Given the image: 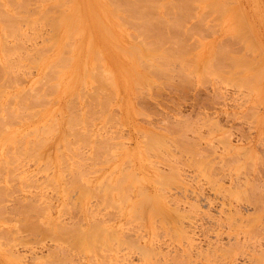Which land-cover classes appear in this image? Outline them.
Returning <instances> with one entry per match:
<instances>
[{"label": "rangeland", "instance_id": "rangeland-1", "mask_svg": "<svg viewBox=\"0 0 264 264\" xmlns=\"http://www.w3.org/2000/svg\"><path fill=\"white\" fill-rule=\"evenodd\" d=\"M1 1H2L3 5H5V10H7V11L9 10L10 6L12 7V10H13V6H14V8L18 7V5H19V7L21 6L18 2H17L18 5L16 4V1H18V0H16V1L13 0L14 3L13 2L10 3L9 1H11V0H9V1L8 0H1ZM6 1H8L10 6H9V4L6 3ZM113 1H115V0H113ZM113 1L111 0V2H113ZM117 1L123 2V0H117ZM124 1L126 3L122 4L121 7H118L114 3H112L113 5L111 4L112 5L111 6L108 0H74L75 3L72 2V0H71V2H70V0H64V8L60 7L59 5L53 6V8L58 9L59 12H62L65 9V12H68V13H70L69 9L73 8V6H75V12L71 13V16L73 18H75V21L78 22V25L80 24V26H77L76 28H78V30L81 29V32H82L81 34H84V36L87 33V35L85 36V39H84V36L82 37L81 34L79 35L80 32L77 33V32L73 31V33H75V34L73 35L72 32H70L72 35L70 33H68L69 35L67 37H65V40H64V46L66 44V45H68L67 47H69V44H70V48L73 45L74 48L76 49V50H74V48L72 47V49H73L72 53H73V51H74V53H73V55L70 56V63L72 64L73 60L76 61V62L73 61V63L75 62L76 65H77V63L78 64L80 63V66L77 65V68H76V66H71V64L68 62L69 58L67 56L71 54V51L68 48V50H69L67 52L68 54L65 52V51H67V48L66 47L64 48L63 44H62L63 40L61 38L64 37V35H62V31L61 30L59 31V28H56V27H54V29H53L52 28L53 25H51L52 23L50 21H49V23H51V24H49V23L47 24L46 22H48V20H46V18L43 17V15L40 14V12H35V13H39V15H41L42 19L45 18L44 21H46V22H44V23L47 24V25H44L45 27L42 25V27H43L42 28L41 24H42L43 20L40 21V26H39V21H38V23L35 21L37 23V25L39 26V32H40L39 33L37 31L38 28L36 30V27H38V26L35 25L36 23L34 21L32 23V20H35V19L37 20V18H39L38 20H40L41 17L40 16L38 17V14H35L34 12L33 13L27 12V10L25 9L24 6H23L24 10H26V12H27L26 16L29 14V17L27 16V18H30L33 27L36 26L34 28L36 31L35 32L32 31L33 30V28H31L32 26L31 27L28 26L29 23L27 22V19L25 18L27 23L23 22L24 20L21 21L23 23L21 25L22 26L21 31L22 32L24 31L25 33L29 32L28 35L32 34L31 36L33 39H31L30 38L31 36H30L28 38L30 41L29 42L26 41V40H28V39H26V37H28V36H26L27 34H25L24 32H23V35L26 36L25 38L23 37L22 34H18V35L16 34V35L20 36L21 39L22 38L25 39L26 42L24 41L25 42L24 45H26V47L28 46L29 50H31L33 54H35V52L33 50H34V47H36V44H38V46H37V48H38V47H41L42 45H43V47H45L48 43L53 42L51 45L48 44V45H50L49 47L51 48L52 52L50 51V48L48 47V45H47V47L49 49L48 50L49 52L47 51L48 54L45 53L46 51L42 52L43 50H41L42 53H45L47 55L43 54V56H42V53H40L41 54L40 55L35 49L36 54H39L38 56L41 57V58H39V62H38L37 61L38 56L33 55L31 52H28L29 50L24 46H23L24 47L23 49L26 48V50L22 51L21 45L18 46L20 43L17 42V46H18V48H20L19 51H18V48H16L18 53L16 52L15 54H13L15 51H13V49H12L13 55H11L10 53H8L9 46H7L8 49L6 50V47H5L4 51L8 53V56H6V58H3V52L4 51L2 52L1 48H4V47L2 44H5L4 43L5 41H6V44H7V42H9L8 44H10V42L15 43L16 41H15V38L12 37L13 34L9 33L10 30H9V32H7V29H9V28L7 27V29H6V27L4 26L7 23L5 22L6 24H4V23L2 24V22L0 20V66H1V62L3 63L2 64L3 66L5 65L4 62H6V61H4V60L5 59L7 60L9 55L11 57L13 56L12 58L10 57L12 59L11 62H13V60H14V62L18 60V57L16 55H18L19 52L21 54L24 51L27 52V53L24 52L23 55L25 54L24 57L25 56L28 57V60H27L28 63L24 59L20 60L22 63L24 61V64H23L24 68L23 69H21L22 66H21V68L19 67L20 66L19 64H22V63L16 62L18 67L14 65L15 64L14 62H13L14 64L12 63L14 65L13 67L14 68L16 67L19 72H17V70H15L16 73H15V71L13 72V70H12L13 67L11 68L12 65H10L11 62H8V63H10L9 67L11 68L10 70H12L11 72H10V70L9 71L7 70L9 68L4 67L8 71L7 72L8 74L9 73L12 74V72H13L12 75L15 76V74L18 73V75H16L17 80L18 79L19 80L21 79V80L18 81L17 84H16V81H14L16 78H13L14 80L11 78V80L15 83V85H13L14 84L13 82H9V81H11L10 77L12 75L9 76L8 83L6 82L8 80L7 78L4 79V83H3L2 82V80H3L2 76L3 75H1V74H4V73H2V71H0V77L2 79L0 82H2L4 85L7 84V86H8L7 87L5 85L6 86L5 87L3 85H0L2 88L5 87L4 89H2L0 87L1 88V90H0L1 91L0 92V95H1L0 96V116L1 115L4 116L7 113L9 114L10 111H15V112L18 111L17 106L15 107L17 110L15 108L13 109L12 108L13 106L10 108L8 107L9 108L8 109L7 106L11 102H14V103H12V105L13 104L17 105L18 103H16V101L19 97L22 99L23 106L25 105V107L28 108V111L26 110L25 107H24L25 109L23 111H20L23 109V107L21 106L22 108L18 112V115L21 114L18 116V119L21 118V120L24 121V122H22L21 120H19L21 124L18 123L19 121L18 122L15 121L17 118V115L13 114L16 116L14 118V120L12 119L13 117L11 116V113H10V116H7L8 114L5 116V117H7V120L9 117H11L8 120L9 123L7 120H5L8 123V125L10 124V121L12 123V120L15 121V123H17V124H14L13 126L11 125L12 127H15L13 129H11L10 125L8 126L6 124V127H5V123H4L5 121L3 120L4 121L3 122L4 128H3V123H2V128L5 130L6 129H8V130L5 131L1 128L0 129L1 133L4 131L6 133H9V132H11V133L10 134H6V133L1 134L0 133L1 134L0 138L4 142L5 141L7 142L8 138H9L8 143H10V140L12 141L13 139H16L18 137L20 138V136L24 137L25 135H22V134H24L23 131L25 132V130H26L27 133L29 134L28 135L29 140L30 141L32 139L35 140L36 138L34 139V137H35L34 135H36V137L38 136V134H35L37 131L35 130L36 131L35 133H32L30 131L31 130L33 131L34 127H35V129H38L36 126H38V127L45 126L47 124L46 122L48 121L47 120L48 115H49L50 119H53L51 117H54V116L57 117V119H55V117H54V119H55L54 122L56 120H57L56 122H58L59 120H61V122H63V120L66 119L67 125H68V121L70 120L69 117H71L70 121L73 120V121H76L77 123H78L80 118L82 119V121L85 119L84 120L85 123H84V121H83V123L86 125L87 128L85 127L84 124H82L80 122L81 126L83 128H85V129H82V127H81V129L82 130L87 129L90 132V135L89 136L87 135L85 137V139L88 140L87 143L85 142L86 141L85 140V141H82V143H78L79 144L78 145V144H75L77 142H75V140L72 138L70 141L64 140L66 142L65 143L66 146H65L63 144V142L61 141L60 148H61L62 155H60L59 157L55 154V148H57L58 147L57 145H59V142L57 140V134H55V135L52 134L54 131H56V130H54V128L57 126H55V123L53 122L55 127L52 128L53 123L50 121H53V120H50V119H49L50 120L49 122L51 123L50 127H51V131H53V132L51 133V131L48 128H45V131L48 130L49 133L52 134L50 137V135H48L45 132L47 134V136L50 137V138L48 137L49 140L48 139H47V141L45 140L47 142V143L44 142V143H46V145H43L44 143L41 140V138L44 137V133L42 132V130H38L37 133H40V134L42 133L43 136L39 135V136H41V137H39L40 139L39 138L36 139L35 140L36 142H34V144L29 143L31 146L32 145L35 146V143H36V146H38V145L40 147H41V145L43 146L40 149V153H38L39 155L37 153L36 154L34 153L35 150L38 152L39 151L38 149L32 148L30 150L31 147L27 143V140H28L27 136H26V138L24 137L25 139H23V141L18 138L17 140H20V141H18L17 143L12 141L11 144H9V147L11 145V151H12L11 154L8 151H6L7 148H9L8 144L6 142L4 143L3 141H0V150H1L0 151V160H1V156H3L2 159L5 158V160L3 162L6 161V163H7L6 158L7 157L12 158L13 153H14L13 157H15V154H17L18 151L20 150V149H16V147H13V144H15V146H16L18 143L19 144L24 143V145H21V146L18 145V146L22 147L23 150L27 152V155L30 156L29 157V156L25 155L26 153L25 152L23 153L22 152L23 150L21 149L22 154L27 156V158L25 156L24 157L21 156L22 159H19V158H21L20 157L21 152L19 154H17V156L19 155V157L16 156L17 158L16 157L14 159L12 158L13 160L18 159L20 161V163L18 160H17L18 162H16V161L13 162V160L11 158H9V160H11L14 163V164L10 163V166L15 165L14 167H16V165L19 166L18 164H20L21 167L20 166L17 167V169L19 171L18 170H16L15 172L12 171L13 172V174H12V172H10L8 169H6V171H5V169H3V170L0 169V176H2V178L0 177V195L2 194V196H3V194H4V196H3L4 200L2 199V197H0V201H3L2 203L0 202V234L2 235V238L0 235V264H115V263H117V264H157V263L158 264L159 263L160 264H264V90H263L264 89V77H263L264 76V70H262L264 68L261 67V65L263 66V64H264V0H235L234 5H232L234 0H225V1L214 0L215 1L214 4L212 2L209 3V1H213V0H203V1L194 0L195 1L194 3L196 5L200 4L198 6V8L195 6V4H193L194 8H195V9L194 8L193 9L195 11L193 9H192L193 11L191 10V8L193 7V5L192 6L190 5V3L192 2L191 0H187L189 2V3L187 2L188 3L187 5L188 6L190 5L191 6V7L189 6L190 8H188V6L184 4L185 3L184 0H175L176 2L173 0H160V3L158 2L159 0L158 1L154 0V3L152 0H150V3L154 4V5H151L152 7L150 6L151 9L154 6H156V7L158 6L157 7L158 11L156 10V8H154L155 9L154 11H151V9L149 7V4H150L149 0H145L146 2L143 0L142 1L141 0H124ZM170 1H172L173 3H176V4L178 1V6H182L184 9H187L185 11V14L190 10L192 13L195 12V15H196L195 18L193 17L194 14H193V16H192V14L190 15V16H192L193 19L188 17L190 12L187 13L186 15L182 12L180 13V11L183 8L180 7L181 8V10H180V8L176 4L175 5L178 7L179 11H177V7H175V5L174 6L172 5V8L170 6V8L172 9L171 10L169 8V5L167 6L168 3L171 4ZM196 1H198V2L200 1V2L197 3ZM219 1L222 3L221 6H219L220 5ZM131 2L133 3L132 5H131ZM136 2H138V3L135 4ZM216 2H217V4H216ZM44 3L51 5L52 0H44ZM205 3L206 4L208 3V5L212 4L211 6L209 5L210 7L208 6L210 9L209 8L207 9V7H205V5H206ZM14 4H16V6ZM129 5H131L132 7ZM140 5H142L143 8H145V5L148 6V8L146 7L147 8L146 11L149 12L148 10L150 9V12H153L149 15L155 14L156 17L157 16L164 17V18H162L163 20L160 19L159 17H157L162 21L171 20V21H175L172 23H178V22H176V20H177V21H180L179 23H181V24H178V25H180V27L181 26L184 27L183 24H185V27L182 30L184 35L182 34V31H179L178 29H176V26L173 28L172 31H169V32H171L170 33L171 36L174 34H177V33H178L177 34L178 36H180V34H182L180 36V38H182V36H183V39H181L182 40L181 42H183V43H181L183 48H180L181 46H179L178 50L180 51V49H181L180 52L176 51L177 49H175L176 48L175 46L177 43L175 45L173 43L169 46L170 43L166 40L168 38H170V36L168 37L167 34H169V33L166 34L165 33L166 31L163 32V35L166 34L165 37L167 36V39L165 40V44H164V42L160 41L161 37H159V39H158L159 43L160 42L162 43V45H160L161 43L159 44L160 45L159 47H161V46L163 47V44H164V46L168 45L167 47L169 49L166 48V46H165V49H168V51H166V52H168L169 55H170V53L174 54V55L172 54V55L168 56L167 53L166 54L164 53L165 55H167V57H169L168 59H171V61L170 60L168 61V64H167V61H164V60H167V57H165L162 54L166 59H163L161 63H163V65H165V67L162 64L161 65L165 69H166V67L168 68L170 73L168 72L167 74H169V75H165V73L163 75V73H162V75H163L162 76V75H160L161 72L158 75L157 74L158 72L154 73L153 69L150 68L151 69L150 70L149 67H147L148 63L153 62L155 64L157 62L156 57H154L155 60H153V57H152L153 55L151 56L149 54H155L154 56H156L159 53L161 54L162 50H163L162 51V53H163L165 50L164 48L160 49L156 45L157 44L156 43L155 46H157L159 48V50H157V52L155 50L152 51L151 48L148 49L151 46H148V48H147L148 50L144 51L145 50L144 48L147 47L146 45L149 43V41L152 40L151 39L152 37L149 38V41H146V39H144L145 36L142 37L141 36L142 34L138 33V35L139 34L140 35L138 36L137 39L139 41L141 40L142 44L139 43L137 41V39H132L133 36L137 37L136 33L139 32L137 30L138 29L141 30V28H139L141 25L137 27L136 25H138L139 22H138V24H136L137 22L134 23V19L136 18L135 19L136 21H139L142 18H143V20L145 19V16L144 17L140 16V18L138 16L139 15L138 13H141L144 10L141 8L142 11L139 12V10H140L139 9L137 12L136 9ZM159 5L161 7H159ZM222 5H224L227 8L225 9V7H223ZM88 6H89V8H88ZM133 6L137 7V8H135L136 11L133 10V8H134ZM212 6L214 7V9H212ZM218 6L220 9L222 8V10H223V8H224L226 11L224 12V11L217 9L216 7H218ZM1 7H3V6H1ZM164 7L165 8L168 7L166 10H169V9L171 10L169 12L172 13V16H171V14H169V12L165 11ZM173 7H175V8L173 9ZM238 7H240V8L238 9ZM23 8H19V9L23 10ZM131 8L134 11L133 14H136L135 12H137V15H135L134 19L132 18L133 17L132 13L129 12V11H132V10H130ZM215 8L217 10H219V12L216 16L218 18V20L217 19H214V20L211 19L212 17L214 18V15H216L215 13H212L211 9L215 10ZM16 9H14V10H16ZM89 9H90V11H89ZM94 9H95V11H94ZM102 9L105 11H103ZM229 9H232L233 11L229 10ZM240 9L241 10L243 9L242 12L244 14H246L245 17H243L244 14L241 12ZM2 10H1V12H2ZM12 10L8 11V12L11 13ZM84 10H85V12H84ZM204 10H207V11L209 10V11L207 12ZM20 11H19V14H16V15L17 16L23 15L25 17V15H24L25 13L24 12L20 13ZM156 11L158 12V15H157V13H154ZM163 11L166 12V14L168 13L167 14L168 17L170 15V17H172V18L168 19L167 15L165 16V13ZM174 11H177V12L174 14ZM216 11H214V12H216ZM8 12H6V14H8ZM88 12H90V13H88ZM144 12L142 14H144ZM147 12L144 15H146L148 17L149 15H147L148 14ZM202 12H203V14H204V12H206L205 15H203ZM220 12H224L225 14L224 13L223 14L225 16L222 14L223 15V17H222L220 15L221 14ZM95 13H97V14H95ZM200 13L202 15H200ZM237 13H239V14L237 15ZM13 14H15V13L13 12ZM116 14L117 15L119 14V18H118V16H114ZM127 14L132 15V17H129L130 15L126 16ZM142 14H140V15H142ZM183 14H184V16H183ZM235 14L237 15V17ZM97 15L101 19H99V17ZM120 15L124 19L126 18V20L129 19L128 21H130V20H133V21H130V22L125 21L124 23H122L121 20H123V19L120 18ZM208 15H210V16L208 17ZM228 15H230V16L228 17ZM239 15H241V16L243 15L242 16L243 18L241 16L238 17ZM17 16L14 17V21H17L20 18V17L17 18ZM23 16H22V19L24 18ZM177 16H178V19L175 20V18H177ZM219 16H221V18ZM96 17H97V19H96ZM151 17H155V16L153 15ZM182 17H184V19L188 18L189 20L187 19L188 21H186ZM206 17H208V18H206ZM15 18H17V19L15 20ZM84 18L85 19L88 18L87 19L88 22L90 21L89 24L87 21L85 22ZM94 18L96 19V21L93 20ZM106 18L108 19V21ZM244 18H245V20H244ZM159 19H157V20H159ZM197 19H199V20L202 19L203 22L200 21V23H199ZM238 19L240 22L238 21ZM19 20H21V18ZM81 20H82V22L84 21L83 22L84 24L85 23L86 24L84 25L81 22ZM149 20H150V17H149V19L144 20V21H149ZM152 20H153V18H152ZM154 20H155V18H154ZM154 20L152 23H154L156 21V20L155 21ZM196 20H197V22H196ZM79 21H80V23H79ZM99 21H100V24L102 23L106 27L102 24L101 25L104 28L101 25H98V27H97L96 23ZM159 21H156L157 24ZM166 21H165V23H166ZM171 21L170 22L167 21V22L172 24ZM242 21H244V22H242ZM21 22H19V23H21ZM120 22L122 24H126V25H122V24H120ZM156 22H155V24H156ZM204 22H206V23H204ZM233 22H234V24L237 23L238 26H237V24H235V26H236L235 27L233 25ZM212 23L220 24L219 25L220 27L218 26L219 27L218 28V27H216V24L214 26ZM24 24H25V26H24ZM48 25H49V27H48ZM89 25H91V27ZM142 25H144V24H142ZM163 25L165 26L164 23H163ZM189 25H190V27H189ZM193 25H195V26L193 27ZM83 26L85 29L84 28L82 29ZM167 26H168V23L166 24V27H164V28H166L168 30H170V28L173 27V26L172 27L171 26L167 27ZM209 26H210V28H209ZM228 26H229V28H228ZM240 26H241V28H240ZM96 27H97V29H96ZM99 27H102V28H100V30H98ZM144 27H142V28H144ZM180 27L178 26L179 29H180ZM1 28L4 29L3 30L4 35H5L4 38L6 37L7 34H11V36L9 35L7 40L5 39V41H3V42H2L3 36H1V34L3 35V32H2ZM105 28H106V30H105ZM136 28H138V29L136 30ZM189 28H190V32L193 33L196 30L194 33H197L196 35L191 34L192 35L191 39L193 41H191L189 38L190 33H188L189 37L187 36V34H185V32H187L186 30L189 31ZM103 29L105 30L106 33L104 32ZM166 29H164V30H166ZM174 29H175V31H174ZM237 29H240L239 30L240 33H243V34H239V31ZM45 30H47V31H45ZM95 30H96V32H95ZM42 31L44 33H46L47 35L44 34ZM50 31H53V32H50ZM89 31H90V33H89ZM36 32H37V34H36ZM111 32H113V33H111ZM172 32H173V34H172ZM234 32H236V33H234ZM33 33L35 35V38H34ZM93 33H94V35H93ZM153 33H151V35H153ZM49 34H51V36H52V34H54V35L52 37H50ZM90 34H92V35H90ZM232 34H233V37H232ZM236 34L240 35V36H237ZM16 35H15V37H16ZM78 35H79V38H78ZM154 35H155V33H154ZM154 35H153V37H154ZM177 35H176V37H177ZM42 36L44 38L41 39ZM48 36L50 38H48ZM56 36L58 37L57 43L55 40L52 41L53 39H51V38H56ZM130 36H132V37H130ZM193 36H195V38L197 40H195V38H193ZM89 37H91L92 41ZM156 37L158 38V36H156ZM184 37H185L186 41H185ZM234 37L236 38V41H235ZM255 37H257V38H255ZM80 38L82 39L81 41H80ZM96 38H98V39H96ZM180 38L177 37L174 39V37H173V40L176 42V41L180 40ZM204 38H206V39H204ZM43 39H44V41H45V39H47L48 43L46 41H45L46 43L42 42ZM89 39H90V42L92 43V45L91 44L88 45ZM142 39L144 41H146L147 44ZM241 39H242V41H241ZM78 40L80 41V44H79ZM154 40H155V38H154ZM173 40H172V42H174ZM187 41L189 42L188 43L189 44L188 49L186 48V46H188V44L186 43ZM197 41H198V43H194ZM221 41L223 42V45H225V46L227 45L229 47V45H230L229 48L227 47L228 49L226 48L228 53H227L226 49H222L224 46L221 45L222 44ZM240 41L242 42V44ZM70 42L73 44H71ZM83 42H85V44ZM143 42H144L145 46H144ZM179 42H178V45H180ZM43 43H45L46 45H44ZM219 43H220V45H216ZM54 44H56V45H54ZM60 44L62 45V47L64 48L65 51L60 46ZM78 44L80 47H83L82 48L83 50H81V48H78L79 47ZM83 44H84V46H82ZM191 44L193 46H191ZM129 45L133 47L132 50H131V48H129L130 47ZM90 46H91V48H90ZM96 46H97V48H96ZM216 46H218V47H216ZM219 46H220V48H219ZM47 47L43 48V49L46 50ZM157 47H154L153 49H156ZM172 47H173V49L171 52ZM88 48H90V49H88ZM41 49H42V47H41ZM87 49H88V51H87ZM137 49H140L141 52L138 53ZM215 49L218 53H213V51H215ZM220 49H221V51L223 50L222 53L219 52ZM231 49H232V52H234L232 54H230ZM54 50H55V52H53ZM78 50H79V52H78ZM136 50H137V53H136ZM186 50L188 52H190V54L187 53ZM61 51L64 52V54H67V56L64 55V57H62L60 60L63 59L62 62L66 61L65 58H67V60H68V61H66L67 63L64 62L65 64L68 65L67 68H66V66H64V68H66L64 70H63L62 66L65 64H63L60 60L57 61L58 58L63 56L62 55L63 53H60ZM86 51L88 52V54ZM122 51H124V52H122ZM128 51L129 52L132 51L131 52L132 54L129 55ZM184 51H185V53H184ZM39 52H40V49H39ZM56 52L60 53L61 56H60V54L57 55L58 53L55 54ZM69 52H70V54H69ZM77 52H78V54H77L78 56L76 55ZM260 52H261V54H260ZM7 53H6V55H7ZM28 53L29 54L31 53L32 56H31V54L28 56L27 55ZM81 53L82 54L84 53V55H82ZM140 53H142L143 55L146 54V56L144 57ZM186 53L189 55H187ZM247 53H248V55H247ZM21 54L19 55L20 57L23 56ZM147 54H148V56H147ZM14 55L17 57V60H16V57L14 59ZM53 55H56V56L54 57ZM96 55L102 56V57H96ZM213 55H215V57ZM227 55H228V57H227ZM231 55H233V56H231ZM48 56H50L51 58ZM72 56L75 59H71ZM79 56H80V60H79ZM138 56L140 58H138ZM159 56H157V58H161V57L164 58L161 55H159ZM171 56H174L173 60H172L173 57H171ZM198 56L201 57L202 61H200V57L198 58ZM236 56H239V58ZM45 57H47V59H46L47 61H45ZM196 57L199 59L197 61L200 64V66H198L197 69H196V67H197L198 62L196 61ZM234 57H235V59H234ZM22 58L23 57H21L20 59H22ZM33 58L34 59L37 58V60L35 59V61H37L36 62L37 65L39 64L38 67H36V65H35L36 63H34V61L30 62V61H32L30 59H33ZM55 58H57V59L55 62H53L54 64L57 63L58 66H60L61 63L63 64V65H61L62 71H61V69L59 71H57V69L54 70V68H56V67L59 68L58 66L52 68L54 71H52L51 68L49 69L48 66H50L51 64L48 65V62L54 61ZM99 58L101 60L98 62ZM130 58H131V60H130ZM207 58H209V59H207ZM220 58H221V60H220ZM42 59L44 61H42ZM147 59L149 60V62H147L148 61ZM78 60H79V62H77ZM138 60H140V62ZM185 60H186V62H185ZM192 60L194 62H197V63L194 64V62H192ZM208 60H209V62L210 61L216 62L217 66L215 63L212 62L213 63L212 64L210 62V64H212L213 66L215 65L216 69H215V67L211 66L210 64L209 65L204 64L206 62L208 63ZM41 61L43 62V64ZM160 61L161 60H159L158 62L160 63ZM173 61H175L176 63L174 64ZM246 61H247V64H246ZM25 62H26V65H25ZM141 62H144V63H141ZM169 62H170V64H169ZM59 63H60V65H59ZM75 63L72 65H75ZM138 63H141L142 67L139 66ZM145 63H147L146 64L147 66L144 65V67H146L147 69L143 68V64H145ZM185 63L187 65L189 64L188 67L186 65V68H184ZM219 63H221L223 65V67L220 68L221 72L222 71H224V72H222V74L219 73V75H216L218 73L216 71L214 73L213 71L218 70L219 66L220 67L222 66ZM253 63L255 64V66ZM27 64H30L31 68L28 65L30 70H28V69L26 70ZM154 64L152 65L153 67H154ZM191 64H192V66H191ZM193 64H194V66H193ZM46 65H47L49 71H46V69H47ZM100 65H101V68H100L101 70L99 69ZM156 65H159V64L156 63ZM169 65L172 66L171 68L173 70L171 68H169L170 67ZM233 65L235 66V68ZM32 66H34V67H32ZM69 66H70V68H69ZM104 66L107 69L109 67L108 70H110L111 72H108V74L112 73V75L110 74L111 76L110 75L109 76L112 77L111 79H113L114 81L111 79L110 80L108 79L111 82L110 84H108L109 82L107 83V82H103V81L97 79L96 73H98L100 71H102L101 74L104 73V75L107 73V72L106 73L104 72V70L106 69ZM207 66H208L209 71H211V69L213 68L212 72H209V71L206 72ZM39 67L41 69H39ZM51 67H53V66H51ZM73 67H75V68L73 69ZM192 67H194V68H192ZM203 67L204 68L206 67V69H204ZM248 67H250V68H248ZM253 67L257 68V69H254L255 71H253ZM103 68H105V69H103ZM133 68L135 69V72H134ZM176 68H178V69H176ZM68 69L69 70L72 69L70 71L71 73L72 72H76V73H73V75L70 76L71 73L69 74ZM144 69H146L147 71ZM184 69L186 70V72L182 71ZM191 69H193V70H191ZM222 69H224V70H222ZM0 70H2V69H0ZM40 70H42V72ZM50 70L54 73H55V71H57L56 74L59 73L58 75L60 78L56 79L55 77L58 75L55 74L56 76H54ZM108 70H106V71H108ZM148 70H149V73H148ZM168 70H166V72ZM190 70H191V72H189ZM256 70L259 72V74L261 73L260 74L261 77ZM43 71L44 72L46 71V73H43ZM63 71L66 74H64V77L62 76L63 77L62 79L63 80L65 79L66 81L67 80L70 81L71 82V83L69 82L70 85H68L65 80L63 81L61 79L60 75H63L62 74ZM150 71H151V74H150ZM173 71H174V74H173ZM177 71L178 72L180 71V72L176 73ZM193 71H194V73H192ZM201 71L202 72L204 71L206 73H204V72L202 73ZM228 71H230V73H227ZM47 72L48 73L51 72V75H50L51 77H49V79L51 78L50 79L51 81L48 80L47 77H45V78L52 83L56 80L60 81V79H61V82H57L61 86H58L59 84L53 85L52 83H51L52 84V86H51L47 82V86H46L47 90H46V89H44V87H42L43 84H46V79H45L43 81L45 83L41 84L40 82H37L38 84L40 83L39 84L40 89L38 90L39 87L35 86V84L38 85L36 83V81L39 78V76H40V78L38 79V81L43 80L44 76H42V74L43 75L45 74V76H46ZM233 72H235V73H233ZM255 72L258 75H256ZM7 73L4 74V77H7V75H8ZM25 73H27V74H25ZM135 73L137 76L135 75ZM142 73L146 76H142V78H140V76L143 75ZM189 73H191L190 76H188ZM211 73H213V74L211 75ZM20 74H22V75H20ZM91 74H93V75H91ZM154 74H157V75H154ZM202 74H204V76H203V78H200ZM74 75H76V76H74ZM84 75L86 76L84 78V80L86 79L85 80L86 82L81 81V80H83ZM138 75H140L139 78H137ZM185 75H187L188 77ZM215 75L217 76L216 79L214 78ZM14 76H12V77H14ZM47 76H48V74H47ZM22 77H23V79H22ZM41 77H43V78L41 79ZM53 77L55 79H52ZM65 77L66 78L68 77V79H66ZM144 77H146V79ZM168 77H169V79H168ZM178 77L180 79H178ZM243 77H245V78H243ZM135 78H137V79H135ZM69 79H71V80H69ZM72 79H74V81H72ZM140 79H142V81ZM200 79H202V80H200ZM76 80L77 81L80 80V81L76 82ZM138 80L140 82H138ZM148 80H150L151 82L149 81L150 82L149 83ZM203 80H204V82H203ZM135 81L139 85H137ZM144 81H146V82H144ZM62 82H64V83H62ZM81 82L87 83V85L84 83L85 84V86L83 87L84 91H79V86H80V90H82L81 89L82 88ZM102 82L104 83L103 84L104 86L103 85L101 86ZM173 82H175V84ZM200 82L203 83V84H201L202 86L200 85ZM9 83L11 85H9ZM112 83H113V85H111ZM91 84H92L93 88L92 87L90 88ZM97 84H100V85L98 86ZM105 84H107V87L109 86L108 87L109 89L111 87H112V89L108 90V88L105 87ZM150 84H153V86ZM12 85L14 87H12ZM66 85H67V88H66ZM94 85L95 86L97 85V87H95ZM255 85H256V88H255ZM257 85L259 86V88ZM9 86L12 89H10ZM27 86H28V88H32L33 86H35V87H37V89H35V87L33 89L38 90V93L41 90L42 93L44 94V96L47 94L46 95L47 98L44 101H39L38 99L29 98L30 100H28V102L30 101L31 105H33L32 104L33 100L36 101V103L34 101V106L36 104L37 105L41 104V102L44 103L45 101H46V103L50 101V104L45 103L46 105H48V106H45V104L42 103L43 104V105L41 104V106H43L42 111H41V109H38V108H40L39 106H36L38 108H36L35 110L33 109L34 113H31L32 111H29V109H31V108H29L31 105H30V102L27 103L28 96L26 95V93L29 95L31 93L33 94L34 92H33V89H28ZM54 86L55 87L57 86V87L54 88ZM139 86H141V87H139ZM22 87H24V89H25L24 90L25 92H23V93H22L23 89H21ZM41 87L44 91L41 89ZM58 87H59L58 90H54V91L52 90V88L57 89ZM98 87H100L99 92L93 93L94 91L95 92L98 91V89H97ZM135 87L139 88V89L137 88V90L139 92L136 90ZM68 88H70V89H68ZM20 89H21V91H20ZM63 89H64V92H63L64 94H67V92L69 94V95L68 94L65 95L66 97L62 93ZM66 89H68L67 92L65 91ZM74 89L76 90V93L79 94L78 95L75 93L76 97H78L77 99H75L76 98L75 95H73V96L71 95L72 92L74 94V91H75ZM86 89H87V91H86ZM91 89H92V92H90ZM113 89H115V92L117 91V89H118V91L115 93ZM144 89H145V91H144ZM151 89H152V91H151ZM154 89L157 91H155ZM14 90H15V92H12ZM26 90H32V91L30 92V91H26ZM107 91H110L109 93L113 92V94H109ZM135 91H137V92H135ZM16 92H19V93L21 92L20 94H24V96L26 95L27 99H25V97L22 98L21 97L22 95L20 96L19 93H18V95H19L18 96ZM44 92H47V93L45 94ZM80 92H83V93L89 92V93L87 95L83 94L85 98L84 97L82 98V96L80 95L81 94ZM100 92L103 94H99ZM105 92L107 94H105ZM13 93H16L18 98L14 97L16 95H14ZM51 93H54V94L51 95ZM90 93H92V94H90ZM34 94L32 96H35V98L39 97V96L37 97V95H39V94H37V93H36V95H34ZM43 94H41L42 97H44ZM136 94L137 95L139 94L141 96L138 98V96ZM89 95L90 96L93 95V96H91V97H94L93 100L91 97H89ZM146 95H147V97H146ZM11 96L14 97V99L12 97V100H14V101H11V98H10ZM49 96L50 97L54 96L53 98L51 97L53 101H51L48 98ZM79 96H81V98ZM95 96L99 97L98 100L97 99L95 100ZM42 97H40V98L42 99ZM59 97L61 98V100L58 101V99H60ZM71 97L72 98L74 97V98L72 99ZM88 97L91 99H89ZM100 97H101V99H100ZM102 97H103V100H102ZM15 98H16V100H15ZM111 98H113V99H111ZM21 99H18V100L20 101ZM104 99L105 100L109 99V101L107 100V102H106ZM6 100L7 101L10 100L11 102L10 101L6 102ZM47 100H49V101H47ZM75 100H78V102ZM60 101H61V103H60ZM4 102H5V104L9 103L8 105L5 106V108H4L5 104L3 105ZM72 102H74V103L70 104V108H69V105L67 104L68 109H69L68 110L66 108L67 106H65V105H66V103H72ZM92 102L94 103V105L92 104ZM95 102H97V104H100L99 107L97 104H95ZM76 103L77 104L79 103L78 105L75 106L77 108L74 107V104H76ZM105 103H106V106H105ZM109 103H111L110 107L108 105ZM1 104H2V106H1ZM26 104H28V107ZM85 104H88L87 107ZM91 104H92V107H91ZM19 105L20 104H18V107H19ZM10 106H11V104H10ZM34 106H32V108ZM100 106H102V107H100ZM103 106H105L106 108L105 107L103 108ZM115 106H116V108H115ZM88 107L90 110L88 109ZM107 107H109V108H107ZM11 108L13 110H11ZM85 109H87L88 112ZM79 110H81V112ZM106 110H108V112L111 113L110 115L112 117H110V116L106 117L107 115H109V113L106 112ZM114 110H116V111H114ZM25 111L28 112L27 114H29V112H30L31 117L29 115L27 117V114L25 113ZM71 111H73V112H71ZM77 111H78V113L80 112V114H82V116L80 114H78ZM93 111H94V113H93ZM22 112L24 113V115L22 114ZM36 112H39V114ZM41 112H42V116H41ZM100 112L102 113L101 115H100ZM52 113L54 116L51 115ZM70 113L73 115H71ZM74 113L76 116H77V114L79 115V116H77V117H79L78 119H76L77 117L74 115ZM96 113H98L99 115ZM37 114L41 117L39 118V116ZM89 114H92V115H89ZM142 114H145V115H142ZM22 115L24 118L20 117ZM32 115H33V118H32ZM34 115H36L35 118H34ZM44 116L46 117V120H47L45 122H44V119H45ZM72 116L73 117L75 116L74 117L75 119L72 118ZM85 116H87V117H85ZM88 116H90V117L93 116L94 118L91 117V120L87 121ZM5 117H4V119H5ZM98 117H99V119H97ZM2 118H0V119H2ZM27 118H29V119H27ZM58 118H59V120H58ZM68 118H69V120H68ZM109 118H111L110 120H113V122L110 121ZM92 119H93V121H92ZM70 121H69V123H71ZM108 121H110L111 123ZM28 122H30V123H28ZM104 124H105V126H103ZM69 125H71V124H69ZM69 125H68V130L70 128ZM16 126L17 127L19 126V129L16 128ZM78 126L80 127V125H78ZM90 126H92V127L90 128ZM8 127L10 128V130ZM46 127H47V125H46ZM103 127H105V128H103ZM27 128L28 129L30 128L31 130L29 129V131H28ZM41 128H43V127H41ZM92 128H93V130H92ZM15 129H17V130H15ZM19 130H20V132H19ZM15 131L16 132L18 131L17 133L19 135L16 134ZM29 132L32 134L30 135ZM54 133H56V132H54ZM108 133H109V135H108ZM111 133H113V134H111ZM11 134L16 135L17 137L16 136L14 137V135H13L14 138L12 139V137L10 136ZM3 135L5 136V138ZM6 135L10 136V137L7 138ZM116 135H118L120 138ZM69 136H70V134H69ZM30 137H32V138L30 139ZM90 137H91V139L89 140L88 138H90ZM6 138H7V140H6ZM43 139H45V137ZM33 140L31 142H33ZM148 140L151 143L153 142L156 147L150 146L151 144ZM154 140H155V142H154ZM68 141L70 142L71 147L67 146ZM71 142L73 144H75V146L72 145ZM104 142L106 143V145ZM156 142H157V144H156ZM88 143H89V145H88ZM3 144H4V148L1 149V146ZM5 144L7 145V148H6ZM27 144L29 145V148H28ZM111 144L113 147L109 146ZM154 144H152V145H154ZM195 144H197L199 146H197ZM121 145L123 146V148H121L122 147ZM194 145L196 148L194 147ZM45 146H46V148H45ZM77 146H78V148L80 147L79 153L84 152V154L79 155V157L77 156L78 154L76 153V149H77L76 147ZM19 147H17V148H19ZM40 147H37V148H40ZM67 147L68 148L70 147L69 149L71 151L68 150ZM99 147H101V149L104 148V149H102L103 151ZM109 147H110L109 150H111L113 153H110L111 151L109 152V150H108ZM51 148H52V150H51ZM3 149L5 150V152L2 151ZM12 149H14V152ZM15 149L18 150L17 153L15 152L16 151ZM27 149H29L30 151ZM45 149H46V152H48V153H45ZM47 149L49 151H47ZM106 150H108V153L106 152ZM156 150H159V151H156ZM73 151L76 153V155L72 154ZM80 151H82V152H80ZM104 151H105V153H104ZM2 152H4L7 155H5ZM28 152H30L31 155H30V153L28 154ZM197 152L198 153L202 152V154H201L202 157H200L201 155L197 154ZM41 153H44V154H41ZM106 153L107 154L110 153L111 155L107 156ZM9 154L11 156H8ZM46 154H49L48 157ZM130 154H131V156H130ZM40 155H43L42 158ZM50 155H51V158H50ZM70 155H72V156H70ZM196 155H197V157H196ZM82 156H84V157H82ZM70 157H72V159ZM111 157H113V159ZM128 157L129 158L131 157L130 160ZM204 157H206V158H204ZM79 158L83 159L84 161H82ZM23 159H24V161H22ZM78 159H79V162H81V163L84 162V165H85V166L83 165L84 169L83 168L79 169L81 163L80 164H74V162L76 163L77 162L76 160H78ZM96 159H97V161H96ZM103 159H104V161H103ZM106 159L107 160L110 159V161H107ZM98 160H100V161L98 162ZM61 161L63 162V165H61ZM65 161H67L68 164H66ZM94 161H96V162H94ZM94 163H95V165H94ZM3 164L5 165V163H3ZM57 164L61 165L62 169L60 171L57 170V167H56ZM10 166L7 163V165H5V168L10 167ZM67 166L71 167V168H69L70 170H68ZM76 166H78V167H76ZM125 166L126 167L130 166V168L127 170V172H126V170H124L126 168ZM51 167L53 168V170L51 169ZM75 167L78 168L80 171L81 170H83V172L86 171L83 173V175H81L82 173L79 172L80 173L79 175H81V178H80V176H78V172L76 171ZM96 167H98V168H96ZM65 168H67V169H65ZM88 168H90V169H88ZM43 169H44V171H43ZM1 170H2V172H1ZM14 170H15V168H14ZM121 171H123V172H121ZM9 172L11 173V175ZM129 172H130V176L128 175ZM14 173L17 174L18 176L15 175ZM25 173L27 174L26 176H25ZM46 173H47V175H46ZM122 173L126 177V178H124V180L126 179V181L123 180V182H121L122 184L119 183L121 185V186H119L120 187L119 188L118 187L119 184H117V182L119 181L118 178L120 179V177H121L123 179ZM126 174L129 176L128 178H127ZM7 175H9V176H7ZM13 175H15V180H14ZM11 176H13L14 181L12 180ZM20 176H22V178ZM62 176H64V178ZM7 177H10L11 179L10 178L7 179ZM17 177L18 178L20 177V178L16 179ZM162 177L165 180H163ZM28 178L30 180L32 178L31 182L29 181ZM9 179L11 181H9ZM122 179H120V181H122ZM128 179L130 181H132V184L130 182H127ZM136 179H137V181H136ZM44 180L46 182H44ZM168 180H170V181H168ZM35 181H36V183L34 184ZM87 181L90 183H87V185L84 184ZM126 182H127V184H125ZM159 182H160V184H159ZM129 183H130V185H129ZM15 184H16V186H15ZM124 184L128 188H126L124 186ZM57 185H58V188H57ZM99 185H101V186H99ZM109 185L117 186V189H116V187H114V186L111 187ZM97 186L102 188V193L99 192V190L101 191V189L99 187H98L99 190L98 191L96 190ZM107 186H109V188ZM160 186H161V188H160ZM9 187L11 189H9ZM88 188H90V189H88ZM107 188L108 189L112 188V190H109L110 192H108V191L104 192V190L105 189L107 190ZM113 188L116 190L113 191ZM93 189H94V191H93ZM11 190H13L12 194L9 193V192H11ZM95 190H96V192H98L99 195H97ZM143 190L144 191L146 190V192H145L146 197L148 195L149 196L151 195L150 196L151 200L149 199V197H147L149 199L148 202H150L149 204L147 203V201L145 203L142 202V197H144L143 196V194H144ZM7 191H8V193H7ZM127 191L130 194L126 193ZM91 192L93 193L92 195H91ZM121 192L124 194H127V196L124 195L125 198L130 197V199H126V202H125L124 197H123V199H121L123 196ZM158 193L160 195H162V197ZM103 194H105V195H103ZM108 194H111V195L113 194V195L108 196ZM120 194H121V198L119 197ZM238 195H240V196H238ZM91 196H92V198H91ZM32 198H33V200H32ZM110 199L112 202L110 201ZM120 199H121V203H119ZM103 200H105V201H103ZM115 200H118V201H115ZM156 201H158V202H156ZM139 202L140 203L142 202V207L144 206L142 209L143 211L141 210V213L143 212L142 216L140 215L139 212H138V214L136 213L138 211L137 208L141 207L140 205H138ZM159 202H161V203H159ZM110 203H111V205H110ZM151 204L153 207L151 206ZM26 205L30 206L32 209H33L34 205L36 206V207L34 206V208L36 209V212H34L35 210L33 212L37 213L35 216H38V218L40 220L36 217H35V219H37V221L42 220L41 222L44 223V225L40 224L39 221H38L39 222L38 223V222L32 220V218L34 216L33 212L30 213V214H33V215H31L32 218L30 216L31 220L29 219V215H30L29 212H31L30 210H32V209L28 208ZM149 205H150V207H149ZM145 206L147 208H145ZM3 207H4V209H3ZM21 207L24 208L25 212L29 209V211H27V214L25 213L26 215H28L27 216L28 218L26 217V215L24 216V212L22 210L23 208H21ZM151 207L153 209H156V211L159 210V216H158V213H156V211H154V212L152 211ZM160 208L161 209L163 208L162 210H165V211L162 212L160 210ZM135 210H137V211H135ZM139 211H140V209H139ZM144 211H146V212L144 213ZM151 211H152V213H151ZM39 212H41V213H39ZM89 213H91L92 215ZM150 213H151V215H150ZM154 213H156V214H154ZM162 213L163 214L165 213L164 215H166V217H163ZM4 214H5V216H4ZM38 214H40V215H38ZM160 214H162V215H160ZM168 214H170V216ZM13 215H14V217H13ZM1 216H3L4 218ZM91 217H93L94 220ZM140 217L141 218L143 217L144 219L143 218L141 219ZM153 217H154V219H153ZM102 218H104L105 222H104V220L103 221L101 220ZM163 218H165V220L168 219L169 222H167V220H166V222H164L165 220L163 221ZM169 218H170V220H169ZM27 219H29V220H27ZM95 219L98 220L97 222L99 224V225L97 224L95 227L101 226L100 230H101V232L103 231V233H102L103 235L100 234L102 237L104 236V238H101L103 243H102L101 239H99L100 237L97 236L93 240L92 237L90 238L89 236H86V234L83 232L86 229H87L86 231H90L91 229H94V226L92 225V223L96 224ZM255 219H257V220L255 221ZM106 220H107V222L109 220V223H107ZM135 220H137V222ZM33 221L36 222L39 227H42V226L45 227V224L48 225V226H46L48 228V230H47L48 233H47V231L43 232V230H44L43 227L42 228L38 227V229H39L38 231L35 230L36 226H35V228H32V225L34 226ZM99 221H102V224H104L106 226V228H109V229L104 228V226L102 227V225L100 224ZM20 222H21V226H20ZM27 222H29L31 224V226H30V224H26ZM17 223H18V225H17ZM110 224H111V226H110ZM16 225H17V227H16ZM61 225H63V226L61 227ZM86 226H88V227H86ZM20 227H22V229H20ZM80 227L83 228V229L81 228V230H83L81 233H80L81 230L79 229ZM101 228L102 229L104 228V230H102ZM32 229H33V231L34 230L35 231L34 232L31 231ZM40 229H42V230H40ZM75 230L78 231L80 236L86 237L87 239L86 238L85 239L87 240V242L89 244H87V245L79 244L77 242V239H76L77 237H75ZM112 230L113 231L116 230L115 231L116 234ZM104 231H105V233H104ZM16 232H17V235H15ZM109 232L111 233V235H109L110 234ZM170 232H172V233H170ZM176 233H179V234H176ZM181 234H183V235H181ZM108 236H110V238ZM113 236H115V237H113ZM106 237H107V239H106ZM57 239L58 240L60 239V240L58 241ZM99 240L101 242H99ZM110 245H111V247H110ZM105 247H106V249H105ZM145 248H146V250L147 249H149L151 251L153 250L154 254H157V255H155V257H154V255L152 253L147 252L149 250L144 251ZM160 250H162V251H160ZM159 252H160V254H159ZM146 253L148 254L147 256H148L149 260L146 257ZM111 256H112V258L114 257V259L115 260L117 259V260L115 261V260L111 259ZM108 259L111 261L113 260L112 261L113 263L110 262Z\"/></svg>", "mask_w": 264, "mask_h": 264}, {"label": "bare ground", "instance_id": "bare-ground-1", "mask_svg": "<svg viewBox=\"0 0 264 264\" xmlns=\"http://www.w3.org/2000/svg\"><path fill=\"white\" fill-rule=\"evenodd\" d=\"M8 1H9V0H8ZM8 1H6L7 4H9ZM15 1H16V0H15ZM108 1H109L110 5H111L112 3H114V4H116L118 7H121L122 4H125V3H126L124 0H123V2H121V1L119 2V1H117V0H115L116 2L113 1V0H112L113 2H111V0H108ZM141 1H142V0H141ZM143 1H145V0H143ZM152 1H153V3H154V0H152ZM156 1H158V0H156ZM173 1H175V0H173ZM184 1H185V3H184L185 5H187V4L189 3L187 0H184ZM184 1H183V2H184ZM191 1H192V2H191ZM191 1H190V2H191L190 5L192 6L193 4H195V3H194L195 1H194V0H191ZM200 1H203V0H200ZM200 1H199V2H200ZM221 1H222V0H221ZM223 1H225V0H223ZM9 2H10V3H11V2L14 3L13 0H11V1H9ZM17 2L21 5L20 7H19V5H18ZM70 2H71V0H70ZM72 2H74V0H72ZM83 2H84V1H83ZM106 2H107V1H106ZM134 2H135V1H134ZM145 2H146V1H145ZM158 2L160 3V0H159ZM167 2H168V1H167ZM167 2H166V3H167ZM170 2H171V4L168 3L167 6L169 5V8H170V6H171V8H172V5L174 6L176 3H173L172 1H170ZM175 2H176V1H175ZM183 2H182V3H183ZM187 2H188V3H187ZM196 2L199 3L198 1H196ZM210 2H212L213 4L215 3L214 0H213V1H209V3H210ZM219 2H220V1H219ZM234 2H235V0L233 1V4H232V5H234ZM6 3H5V4H6ZM74 3H75V2H74ZM107 3H108V2H107ZM137 3H138V2H136L135 4H137ZM147 3H148V2H147ZM149 3H150V0H149ZM153 3H150V4H149V7H150L151 5H154ZM155 3H156V2H155ZM172 3H173V4H172ZM228 3H229V2H228ZM16 4L18 5V7H15V8H14V6H13V10H12V7L10 6V4H9L10 7H9V10H8V11H11V10H12V12L9 13L7 10H5V5H3L2 1L0 0V17H1L0 20H1L2 24H3V23H4V24L7 23V24L4 25V26L6 27V29H7V27L9 28V29H7V32H9V30H10L9 33H12V34H13L12 37H14V38H15V41H16L15 43H11V42H10V44H8L9 42H7V44H6L5 39L7 40V38L9 37V35L11 36V34H7L6 37L4 38V36H5V35H4V31H3L4 29L1 28V29H2V32H3V35L1 34V36H3V37H2V39H3L2 42L5 41V42H4L5 44H2L3 47H4V48H1L2 52L5 50V47H6V50H7V49H8L7 46H9V49H8L9 51H8V53H10L11 55H13V54H15L16 52L18 53V51H19V49H20V48H18V46H20V45H21V49H22V51H23V50H26V48L29 50L28 46L26 47V45H24V44H25L26 41H28V42L30 41L28 38H29L32 34H31V35H30V34L28 35L29 32H28V33H25V32L23 31L25 34H27L26 36H28V37H26L25 35H23V32L21 31V29H22V26H21V25L23 24L21 21L24 20L23 22H26L25 18L27 19V22L30 24V25L28 24V26H30V27L32 26L33 21H34V22L36 21L37 23H38V21H39V26H40V21L43 20V21H42V24H41V27H42V25H43V26H44V25H47V24L49 23V21H50L52 24H51V23H49V24L53 25V27H52L53 29H54V27H56V28H59V31H60V30L62 31V35H64V37L61 38V39L63 40V43H62V44H63V47H64V48H65V47L67 48V51L64 50V48L62 47L61 44H60V46L63 48V50H64L66 53L69 51V50H68V48H69L70 51H71V54H70V52H69L70 55L67 56L68 53H67V54H64V52H62V51H63V50H62L60 53H63V54H62L63 56H61L60 53L56 52L55 54L58 53L57 55L60 54L61 57L59 56L60 58L57 57L58 59L55 58L54 61L48 62V65L51 64V65L48 66V67H49V69H50V68L52 69V68L58 66L57 63L54 64L53 62H55L56 59H57V61H59L62 57H64V55H66V56L69 58V61L67 60V58H65V59H66V61H68V62L70 63V56L73 55V53H74V51H73V53H72V50H73L72 47L74 48V46L72 45L71 48H70V44H69V47H67L68 45H66V44H65V46H64V40H65V37H67V36L69 35L68 33H70V32L73 33V31H74V32H77V33L80 32L79 35L82 33V32H81V29L78 30V28H76L77 26H80V24L78 25V22L75 21V18H73V17L71 16V13L75 12V6H73V8H70V9H69V10H70V13H68V12H65V9H64L62 12H59L58 9L53 8L54 5H59L60 7L64 8V0H52L51 5H49V4H47V3H44V0H18V1H16ZM16 4H14V5L16 6ZM76 4H77V3H76ZM132 4H133V3L131 2V5H132ZM139 4H140V3H139ZM205 4H206V3H205ZM216 4H217V2H216ZM216 4H215V5H216ZM219 4H220V5H219ZM219 4H218V5L221 6L222 3L220 2ZM112 5H113V4H112ZM112 5H111V6H112ZM131 5H129V6H131ZM160 5H161V4H160ZM160 5H159V7H161ZM163 5H164V4H163ZM176 5L178 6V1H177V4H176ZM176 5H175V7H177ZM190 5H189V6H190ZM199 5H200V4H199ZM199 5H196V4H195V6H196L197 8H198ZM206 5H207V6H206ZM206 5H205V7H207V9H208L212 4H209V5H210V6H209L208 3H207ZM224 5H225V4H224ZM224 5H222V6L225 7L226 5H225V6H224ZM1 6H3L4 8L1 7ZM23 6L25 7V9L27 10V12H29V13L40 12V14H42L43 17H45L46 20H48V22L44 21L45 18L42 19L41 15H39V13H35V14H38V17L40 16L41 18H40V20H38L39 18H37V20L34 18L35 20H32V23H31L30 18H27V16L29 17V14L26 16L27 12H26V10H24ZM90 6H91V5H90ZM165 6H166V5H165ZM187 6H188V5H187ZM189 6H188V8L191 7V6H190V7H189ZM208 6H209V7H208ZM219 6L216 7V8L219 9V10H221V11H224V12L226 11L225 9H226L227 7H225V9L223 8V10H222V8L220 9ZM113 7H114V6H113ZM131 7H132V6H131ZM133 7H134L133 10H134V11L137 10V12H138L139 9H140L139 12H141L142 9H144V10H143V12L145 11L144 14L147 12L146 10H147V8H148V6H146V5H145V8L147 7L146 9L143 8L142 5H140L138 8L135 7V6H133ZM151 7H152V6H151ZM151 7H150V9H151ZM157 7H158V6H157ZM157 7L154 6V7L152 8L153 10L151 9V11H154V10H155L154 8H156V10H157ZM175 7H173V9H174ZM178 7L180 8V7H182V6H178ZM178 7H177V11H179ZM185 7H186V6H185ZM205 7H204V8H205ZM1 8H2L4 11H3ZM16 8H17V9H16ZM19 8H23L24 11L21 10V9H19ZM88 8H89V6H88ZM91 8H92V7H91ZM135 8H137V9L135 10ZM141 8H142V9H141ZM167 8H168V7H167ZM167 8L164 7V9H165L166 12H169V11L172 10L171 8H170L171 10H170V9H169V10H166ZM182 8H183V7H182ZM193 8H194V5H193V7L191 8V10H192ZM197 8H196V9H197ZM216 8H215V10H212V9H214V7L212 6V9H211L212 13H215V14H216V15H214V18H213V17L211 18V19H213V20H214V19H217V20H218V18H217L216 16H217L219 10H217ZM229 8H230V7H229ZM239 8H240V7H238V9H239ZM241 8H242V7H241ZM14 9H16V10H14ZM150 9L148 10L149 12H147V13H148L147 15L153 13V12H150ZM194 9H195V8H194ZM194 9H193V10H194ZM209 9H210V8H209ZM232 9H233V8H232ZM232 9H229V10H232ZM238 9H237V10H238ZM1 10H2L3 13H4V12H5V13L3 14V13L1 12ZM17 10H18V11H17ZM20 10H21V11H20ZM82 10H83V9H82ZM85 10H86V9H85ZM85 10H84V12H85ZM91 10H92V9H91ZM102 10H103V9H102ZM113 10H114V9H113ZM130 10H132V8H131ZM133 10H132V11H129L130 13H132L133 17H132V15H130V14H127L126 16H129V15H130L129 17H132V18L134 19L135 15H137V12H135L136 14H133V12H134ZM180 10H181V8H180ZM186 10H187V9H184V8H183V9L180 11V13L182 12V13L185 14V11H186ZM191 10L187 12V13L190 12V14H189L188 17H189V18H192L193 14H194L193 17L195 18V16H196V15H195V12L192 13ZM193 10H192V11H193ZM216 10H217V11H216ZM240 10H241V9H240ZM242 10H243V9H242ZM242 10H241V12H242ZM19 11H20V13L24 12V13H25V14H24L25 17H24L23 15H18V16H17L16 14H19ZM89 11H90V9H89ZM92 11H93V10H92ZM94 11H95V9H94ZM103 11H105V10H103ZM157 11H158V10H157ZM157 11L154 12V13H157V15H158V12H157ZM177 11H174V14H175ZM194 11H195V10H194ZM204 11H207V10H204ZM208 11H209V10H208ZM208 11H207V12H208ZM214 11H216L217 13L214 12ZM227 11H228V10H227ZM232 11H233V10H232ZM6 12H8V14H6ZM13 12H14L15 14H13ZM86 12H87V11H86ZM96 12H97V11H96ZM129 12H128V13H129ZM143 12L138 13V14H139V15H138L139 18H140V16H142V17L145 16V19H144V20L149 19V17H150V20H149V21H144L143 18H142L141 20L138 19L139 21H136V20H135L136 18L134 19V23L137 22L136 24H138V22H139V24L136 25L137 27L141 25V26L139 27V28H141V30L138 29V28H136V30L138 29L137 31H139V32L136 31V32H137V33H136V34H137V37L132 35V36H133L132 39H137L138 36L140 35V34L138 35V33H141V34H142V35H141L142 37L145 36L146 38L144 37V39H146V41H149V38L152 37V38H151L152 40L149 41L148 44H147L146 41H144V40L142 39V40H143L144 42H146V44H147V45H146L147 47L144 48V49H145L144 51H146V50H148V49H150V48H151L152 51L155 50L156 52H157V50H159V48H160V49H161V48H162V49H163V48L165 49V46H166V45L164 46V44H165V40L167 39V36L165 37V35H166L167 33H169V34H167L168 37L170 36V38H168V39L166 40V41H168V42L170 43L169 46H170L171 44H173V43H174V45L177 43L176 46H175V47H176L175 49H177L176 51H179V50H178L179 46H181L180 48H183L182 45H181V43H183V42H181V41H182L181 39H183V36H182V38H180V36L183 34V31H182V30H183V28L185 27V24H183L184 27H182V26L180 27V25H178V24H181V23H179L180 21H177V20H176V19H178V16H177V18H175L176 22H178V23H172V22H175V21L167 20V21H169V22L171 21L172 24H170V23L167 22L166 20H165L166 23H165V21H162V20H163L162 18H164V17H162V16H157V17H159L160 19H162V20H160L159 18L156 17L155 14L149 15V16L147 17L146 15L142 14ZM163 12H164V11H163ZM166 12H164V13H165V16L168 14V13L166 14ZM224 12H220V13H221L220 15H221L222 17H223V15L225 14ZM238 12H239V11H238ZM82 13H83V12H82ZM88 13H90V12H88ZM105 13H106V12H105ZM113 13H114V12H113ZM187 13H186V14H187ZM205 13H206V12H204V14H203V12H202L203 15H205ZM223 13H224V14H223ZM226 13H227V12H226ZM231 13H232V12H231ZM242 13H243V12H242ZM83 14H84V13H83ZM93 14H94V13H93ZM95 14H97V13H95ZM140 14H142V15H140ZM169 14H171V16H172V13H171V12H169ZM184 14H183V16H184ZM186 14H185V15H186ZM191 14H192V16H190ZM202 14L200 13V15H202ZM208 14H209V13H208ZM210 14H211V13H210ZM222 14H223V15H222ZM238 14H239V13H237V15H238ZM243 14H244V13H243ZM15 15L17 16V18L20 17L21 20H19V19H20V18H19V19L17 20L18 22H17V21H14V17H16ZM91 15H92V14H91ZM98 15H99V14H98ZM98 15H97V16H98ZM153 15H154L155 17H151V16H153ZM206 15H207V14H206ZM235 15H236V14H235ZM237 15H236V17H237ZM245 15H246V14H244V16H243V15H242V16L245 17ZM22 16L24 17L23 19H22ZM114 16H118V18H119V14H118V15L116 14V15H114ZM209 16H210V15H208V17H209ZM221 16H219V17L221 18ZM224 16H225V15H224ZM229 16H230V15H228V17H229ZM240 16H241V15H239L238 17H240ZM242 16H241V17H242ZM4 17H5L6 19H5ZM71 17H72V18H71ZM98 17H99V16H98ZM105 17H106V16H105ZM167 17H168V15H167ZM179 17H180V16H179ZM200 17H201V16H200ZM200 17H199V18H200ZM203 17H204V16H203ZM208 17H206V18H208ZM215 17H216V18H215ZM243 17H242V18H243ZM17 18H15V20H16ZM85 18H86V17H85ZM85 18H84V19H85ZM89 18H90V17H89ZM120 18L123 19V20H121L122 23H124L125 21H127V22L133 21V20L128 21L129 19L126 20V18L124 19L121 15H120ZM146 18H147V19H146ZM152 18H153V20H154V18H155L156 21H159V20H160V21L158 22V24H157V22H156L155 20H154V21L156 22V24H155V22L152 23V22H153ZM170 18H172V17H170V15H169L168 19H170ZM182 18L184 19V17H182ZM201 18H202V17H201ZM4 19H5L6 21H5ZM87 19H88V18H87ZM87 19H85V22H86V21L88 22ZM96 19H97V17H96ZM96 19L94 18L93 20L96 21ZM99 19H101V18L99 17ZM106 19H107V18H106ZM130 19H131V18H130ZM157 19H159V20H157ZM187 19H188V18H186V19H184V20L188 21L189 19H188V20H187ZM192 19H193V18H192ZM225 19H226V18H225ZM236 19H237V18H236ZM236 19H235V20H236ZM239 19H240V18H239ZM239 19H238V21H239ZM29 20H30V21H29ZM82 20H83V19H82ZM82 20H81V22H82ZM102 20H103V19H102ZM102 20H101V21H102ZM197 20H198L199 23H200V21L203 22L202 19H201V20L197 19ZM197 20H196V22H197ZM213 20H212V21H213ZM235 20H234V21H235ZM240 20H241V19H240ZM244 20H245V18H244ZM107 21H108V19H107ZM161 21H162V22H161ZM193 21H194V20H193ZM226 21H227V20H226ZM236 21H237V20H236ZM5 22H6V23H5ZM19 22H21V23H19ZM27 22H26V23H27ZM36 22H35V23H36ZM44 22H46L47 24H45ZM83 22H84V21H83ZM83 22H82V23H83ZM89 22H90V21H89ZM89 22H88V24H89ZM121 22H120V24H122ZM142 22H143V23H142ZM191 22H192V21H191ZM210 22H211V21H210ZM239 22H240V21H239ZM239 22H238V23H239ZM242 22H244V21H242ZM35 23H34V24H35ZM37 23L35 24L36 26H38ZM76 23H77V24H76ZM79 23H80V21H79ZM160 23H161V24H160ZM163 23L165 24V26L163 25ZM167 23H168V26H171V27H172L174 24H175V25H174L172 28H170V30H168V29L164 28V27H166V24H167ZM187 23H188V22H187ZM199 23H198V24H199ZM204 23H206V22H204ZM16 24H17V25H16ZM34 24H33V25H34ZM83 24H84V23H83ZM85 24H86V23H85ZM85 24H84V25H85ZM96 24H97V27H98V25H101L102 23L100 24V21H99V22H97ZM128 24H129V23H128ZM142 24H144V25H142ZM188 24H189V23H188ZM212 24L215 26L216 23H212ZM212 24H211V25H212ZM231 24H232V23H231ZM231 24H230V25H231ZM235 24H237V23H235ZM235 24H234V22H233V25H234V26H235ZM239 24H240V23H239ZM241 24H242V23H241ZM245 24H246V23H245ZM245 24H244V25H245ZM7 25H8V26H7ZM19 25H20V26H19ZM35 25H34V26H35ZM102 25H104V24H102ZM102 25H101V26H102ZM122 25H126V24H122ZM134 25H135V24H134ZM199 25H200V24H199ZM205 25H206V24H205ZM205 25H204V26H205ZM219 25H220V24H216V27H218ZM24 26H25V24H24ZM28 26H27V27H28ZM36 26H35V27H36ZM39 26L36 27V30H37V28H38V30H37L38 32H39ZM89 26L91 27V25H89ZM95 26H96V25H95ZM104 26H105V25H104ZM120 26H121V25H120ZM144 26H145V27H144ZM168 26H167V27H168ZM175 26H176V29H178L179 31H182V34H180V36L177 35L178 33H177V34H174V35H172V36L170 35L171 32H169V31H172L173 28H174ZM178 26L180 27L181 30L178 28ZM194 26H195V25H193V27H194ZM237 26H238V24H237ZM242 26H243V25H242ZM35 27H33V26L31 27V28H33V30H32L33 32L36 31V30L34 29ZM41 27H40V28H41ZM44 27H45V26H44ZM48 27H49V25H48ZM97 27H96V29H97ZM102 27H103V26H102ZM102 27H99L98 30H100V28H102ZM105 27H106V26H105ZM142 27H144V28H142ZM189 27H190V25H189ZM219 27H220V26H219ZM219 27H218V28H219ZM235 27H236V26H235ZM249 27H250V26H249ZM42 28H43V27H42ZM56 28H55V29H56ZM75 28H76L77 30H76ZM83 28H84V26L82 27V29H83ZM103 28H104V27H103ZM186 28H187V27H186ZM195 28H196V27H195ZM206 28H207V27H206ZM209 28H210V26H209ZM209 28H208V29H209ZM228 28H229V26H228ZM237 28H238V27H237ZM240 28H241V26H240ZM84 29H85V28H84ZM164 29H166V30H164ZM187 29H188V28H187ZM216 29H217V28H216ZM250 29H251V28H250ZM250 29H249V30H250ZM43 30H44V29H43ZM51 30H52V29H51ZM57 30H58V29H57ZM103 30H104V29H103ZM103 30H102V31H103ZM105 30H106V28H105ZM105 30H104V32H105ZM167 30H168V31H167ZM205 30H206V29H205ZM237 30L239 31L240 29H237ZM241 30H242V29H241ZM5 31H6V30H5ZM25 31H26V30H25ZM40 31H41V30H40ZM45 31H47V30H45ZM85 31H86V30H85ZM85 31H84V32H85ZM90 31H91V30H90ZM90 31H89V33H90ZM164 31H166V32H165V33H166L165 35H163V32H164ZM174 31H175V29H174ZM184 31H185V30H184ZM186 31H187V32H185V34H187V36H188V33H190V34H189L190 37H189V36H188V37L190 38L191 41H193V40L191 39V37H192L191 34L196 35L197 33H194L196 30H195L193 33L190 32V28H189V31H188V30H186ZM200 31H201V30H200ZM13 32H14V33H13ZM30 32H31V31H30ZM42 32H43V31H42ZM50 32H53V31H50ZM55 32H56V31H55ZM84 32H83V33H84ZM95 32H96V30H95ZM98 32H99V31H98ZM143 32H144V33H143ZM153 32L155 33V35H154ZM39 33H40V32H39ZM43 33H44V32H43ZM101 33H102V32H101ZM105 33H106V32H105ZM111 33H113V32H111ZM145 33H146V34H145ZM147 33H148V34H147ZM151 33H153L154 37H153V35H151ZM234 33H236V32H234ZM16 34H17V35H18V34H22L23 37H24V38L26 37V39H28V40L25 41V39H23V38L21 39V37H20V36H17ZM36 34H37V32H36ZM44 34H46V33H44ZM70 34H71V33H70ZM74 34H75V33H73V35H74ZM108 34H109V33H108ZM144 34H145V35H144ZM172 34H173V32H172ZM210 34H211V33H210ZM239 34H243V33H240V31H239ZM251 34H252V33H251ZM15 35H16V37H15ZM33 35H34V33H33ZM41 35H42V34H41ZM46 35H47V34H46ZM49 35H50V37H52L54 34H52V36H51V34H49ZM55 35H56V34H55ZM71 35H72V34H71ZM71 35H70V36H71ZM79 35H78V38H79ZM86 35H87V33H86ZM86 35H85V36H86ZM90 35H92V34H90ZM93 35H94V33H93ZM101 35H102V34H101ZM149 35H150V36H149ZM176 35H177V37L180 38V40L177 39L178 41L175 42V41L173 40V37H174V39L177 38ZM183 35H184V34H183ZM207 35H208V34H207ZM236 35H237V34H236ZM36 36H37V35H36ZM57 36H58V35H57ZM57 36H56V38H51V39H53L52 41L55 40L56 43H57V38H58ZM81 36L83 37L84 34H81ZM85 36H84V39H85ZM116 36H117V35H116ZM132 36H130V37H132ZM156 36H158V38H157ZM198 36H199V35H198ZM209 36H210V35H209ZM228 36H229V35H228ZM230 36H231V35H230ZM237 36H240V35H237ZM50 37L48 36V38H50ZM54 37H55V36H54ZM72 37H73V36H72ZM102 37H103V36H102ZM102 37H101V38H102ZM114 37H115V36H114ZM142 37H141V38H142ZM159 37L162 38V39L160 38V41H161V42H164L163 47H162V46L159 47L160 45H162V43L160 42V43H161V44H160L159 41H158ZM232 37H233V34H232ZM251 37H252V36H251ZM30 38L33 39L32 36H31ZM34 38H35V35H34ZM42 38H44V37L42 36L41 39H42ZM48 38H47V39H48ZM89 38L91 39V37H89ZM154 38H155V40H154ZM193 38H195V36H193ZM224 38H225V37H224ZM234 38H235V37H234ZM241 38H242V37H241ZM255 38H257V37H255ZM19 39H20V40H19ZM37 39H38V38H37ZM47 39H45V41L48 43V40H47ZM90 39H89V41H88V42H89L88 45H89V44L92 45V43L90 42ZM96 39H98V38H96ZM139 39H140V38H139ZM147 39H148V40H147ZM184 39H185V37H184ZM187 39H188V38H187ZM204 39H206V38H204ZM230 39H231V38H230ZM62 40H61V41H62ZM81 40H82V39L80 38V41H81ZM153 40H154V41H153ZM172 40H173L174 42H172ZM195 40H197V39L195 38ZM195 40H194V41H195ZM221 40H222V39H221ZM255 40H256V39H255ZM8 41H9V40H8ZM19 41H20V42H19ZM24 41H25V42H24ZM33 41H34V40H33ZM41 41H42V40H41ZM45 41H44V39H43L42 42H45ZM52 41H51V42H52ZM80 41L78 40L79 44H80ZM84 41H85V40H84ZM91 41H92V39H91ZM135 41H136V40H135ZM137 41H138L139 43H141V40L139 41V40L137 39ZM152 41H153V42H152ZM170 41H171V42H170ZM179 41H180V42H179ZM185 41H186V39H185ZM198 41H199V40H198ZM198 41H197V42H194V43H198ZM222 41H223V40H222ZM222 41H221V42H222ZM232 41H233V40H232ZM235 41H236V38H235ZM241 41H242V39H241ZM241 41H240V42H241ZM17 42L20 43L18 46H17ZM42 42H41V43H42ZM46 42H45V43H46ZM101 42H102V41H101ZM138 42H137V43H138ZM144 42H143V44H144ZM154 42H155V43H154ZM178 42H179L180 45H178ZM224 42H225V41H224ZM254 42H255V41H254ZM33 43H34V42H33ZM45 43H43V44L46 45ZM52 43H53V42H52ZM52 43H48V44L51 45ZM54 43H55V42H54ZM60 43H61V42H60ZM70 43H71V42H70ZM83 43L85 44V42H83ZM103 43H104V42H103ZM156 43H157V44H156ZM166 43H167V42H166ZM186 43L188 44L189 42L187 41ZM194 43H193V44H194ZM237 43H238V42H237ZM39 44H40V43H39ZM48 44H47V45H48ZM71 44H73V43H71ZM79 44H78V46H79ZM81 44H82V43H81ZM84 44H83L82 46H84ZM131 44H132V43H131ZM141 44H142V43H141ZM149 44H150V45H149ZM155 44H156L159 48H158L157 46H155ZM159 44H160V45H159ZM200 44H201V43H200ZM228 44H229V43H228ZM239 44H240V43H239ZM241 44H242V42H241ZM4 45H5V46H4ZM47 45H46L45 47H43V45H42V46L40 45V46L42 47V49H41V47H38V48H37L38 44H36V47H34V50H33V51L35 52V54H33L31 50H29V51L27 50V51H28V52H31L33 55L38 56V55H39L40 53H42V52H45V51H46L45 53H47V51L49 50L48 47L50 46V45H48V47H47ZM54 45H56V44H54ZM88 45H87V46H88ZM135 45H136V44H135ZM153 45H154V46H153ZM174 45H173V46H174ZM177 45H178V46H177ZM195 45H196V44H195ZM195 45H194V46H195ZM216 45H220V43H219V44H216ZM221 45H223V42H222ZM258 45H259V44H258ZM23 46L26 47V48L23 49V48H24ZM118 46H119V45H118ZM129 46H130V45H129ZM129 46H128V47H129ZM138 46H139V45H138ZM144 46H145V44H144ZM148 46H151V47L148 48ZM167 46H168V45H167ZM167 46H166V48H168ZM191 46H193V45L191 44ZM191 46H190V47H191ZM197 46H198V45H197ZM199 46H200V45H199ZM223 46H224V47H223L222 49H226V48L228 47L227 45H226V46L223 45ZM243 46H244V45H243ZM14 47H15V48H14ZM32 47H33V46H32ZM46 47H47L46 50L43 49V48H46ZM53 47H54V46H53ZM139 47H140V46H139ZM139 47H138V48H139ZM154 47H157V48H156V49H153ZM216 47H218V46H216ZM229 47H230V45H229ZM229 47H228V48H229ZM244 47H245V46H244ZM16 48H18V51L16 50ZM49 48H50V47H49ZM56 48H57V47H56ZM56 48H55V49H56ZM78 48H81V50H83V49H82L83 47H80V46H79ZM90 48H91V46H90ZM90 48H88V49H90ZM96 48H97V46H96ZM129 48H131V50L133 49L132 46H130ZM140 48H141V47H140ZM147 48H148V49H147ZM186 48H187V49L189 48V44H188V46H186ZM199 48H200V47H199ZM219 48H220V46H219ZM228 48H227V49H228ZM260 48H261V47H260ZM12 49H13V51H15L13 54H12V52H13ZM35 49H36V51H37L39 54H36ZM39 49H40V52H39ZM60 49H61V48H60ZM88 49H87V51H88ZM123 49H124V48H123ZM123 49H122V50H123ZM142 49H143V48H142ZM168 49H169V48H168ZM168 49H165L163 53H162V51H163V50H162V51H161V54H160V53H159V54L156 53V54H157L156 56H154L155 54H149V55H151V56L153 55V56H152V57H153V60H155L154 57H156V61H157L156 63L159 64L160 66H159V65H156V63L154 64V63L152 62V63H148V66L146 65L147 63L143 64V68H146V67H144V65H146L147 67H149V69H150V68L153 69L154 73H157V72H158V73H157L158 75H159L160 72H161L160 75H162V73H163V75H164V73H165V75H169V74H167V73L169 72L168 68H167V67H166V69L163 68V67H162L163 63H161L163 59H166L165 57H167V55L170 56V55L173 54V53H172V54L170 53V55H169L168 52H166V51H168ZM172 49H173V47L171 48V52H172ZM190 49H191V48H190ZM195 49H196V48H195ZM195 49H194V50H195ZM216 49H217V48H216ZM216 49H215V51H216ZM227 49H226V51H227ZM246 49H247V48H246ZM246 49H245V50H246ZM41 50H43V51L41 52ZM74 50H76V49L74 48ZM81 50H80V51H81ZM128 50H129V49H128ZM137 50H138V53L141 52L140 49H137ZM137 50H136V53H137ZM191 50H192V49H191ZM194 50H193V51H194ZM22 51H21V52H22ZM50 51L52 52L51 48H50ZM56 51H57V50H56ZM87 51H86V52H87ZM180 51H181V49H180ZM180 51H179V52H180ZM186 51H187V50H186ZM215 51H213V53H218L217 51H216V52H215ZM218 51H219V50H218ZM242 51H243V50H242ZM246 51H247V50H246ZM260 51H261V50H260ZM24 52H25V51H24ZM24 52H22V54L19 52V54L16 55V56L18 57V60H17V57L14 55V59H15V57H16V60H17V61H15V62H14V60H13V62H14L15 64H14L13 62H11V61H12L11 58H12L13 56L11 57V56L9 55V57L7 58V60H6V59L4 60V61H6V62H4V64H5L4 66L2 65L3 63L1 62L0 69H2V70H0V71H2V73L5 74V73H7V72H8V71H9L14 65L17 66L16 62H18V63H22L20 60H23V59L27 61V60H28V57H27V56L24 57V55H25V54L23 55ZM48 52H49V51H48ZM53 52H55V50H54ZM75 52H76V51H75ZM78 52H79V50H78ZM78 52L76 53V55L78 54ZM82 52H83V51H82ZM122 52H124V51H122ZM131 52H132V51H131ZM131 52L128 51L129 55L132 54ZM179 52H178V53H179ZM191 52H192V51H191ZM219 52L222 53L223 50L221 51V49H220ZM230 52H231L230 54L234 53V52H232V49H231ZM248 52H249V51H248ZM6 53H7V52H5V51L3 52V58H6V56H8V53H7V55H6ZM25 53H27V52H25ZM31 53H30V54H31ZM45 53H42V56H43V54H44V55H47V54H48V53H47V54H45ZM143 53H144V52H143ZM164 53H165V54L167 53V55H165ZM184 53H185V51H184ZM187 53L190 54V52H188V51H187ZM187 53H186V54H187ZM209 53H210V52H209ZM225 53H226V52H225ZM227 53H228V51H227ZM245 53H246V52H245ZM20 54L23 55V56H21V57H23L22 59H20V58H21V57L19 56ZM30 54L28 53L27 55L29 56ZM32 54H31V56H32ZM51 54H52V53H51ZM81 54H82V53H81ZM87 54H88V52H87ZM140 54H142V53H140ZM162 54H163L165 57H164ZM175 54H176V53H175ZM189 54H187V55H189ZM192 54H193V53H192ZM260 54H261V52H260ZM40 55H41V54H40ZM49 55H50V54H49ZM76 55H75V56H76ZM82 55H84V53H83ZM85 55H86V54H85ZM159 55L163 56L164 58H162V57H161L162 59H161V58H157V56H159ZM173 55H174V54H173ZM181 55H182V54H181ZM183 55H184V54H183ZM194 55H195V54H194ZM228 55H229V54H228ZM228 55H227V57H228ZM236 55H237V54H236ZM247 55H248V53H247ZM4 56H5V57H4ZM53 56L55 57L56 55H53ZM77 56H78V55H77ZM131 56H132V55H131ZM142 56L145 57L146 54H145V55L142 54ZM147 56H148V54H147ZM151 56H150V57H151ZM178 56H179V55H178ZM196 56H197V55H196ZM213 56L215 57V55H213ZM231 56H233V55H231ZM255 56H256V55H255ZM10 57H11V58H10ZM19 57H20V58H19ZM33 57H34V56H33ZM48 57H50V56H48ZM96 57H102V56H97V55H96ZM152 57H151V58H152ZM159 57H160V56H159ZM171 57H173V58H172V60H173V59H174V56H171ZM171 57H170V58H171ZM176 57H177V56H176ZM184 57H185V56H184ZM199 57H200V56H198V58H199ZM236 57L239 58V56H236ZM243 57H244V56H243ZM25 58H26V59H25ZM39 58H41V57L38 56V60H37V58H35V59L39 62ZM50 58H51V57H50ZM77 58H78V57H77ZM138 58H140V57L138 56ZM146 58H147V57H146ZM168 58H169V57H167V60H164V61H167V64H168V61H169V60L171 61V59H168ZM179 58H180V57H179ZM181 58H182V57H181ZM185 58H186V57H185ZM198 58L196 57V61L199 60ZM238 58H237V59H238ZM10 59H11V60H10ZM35 59H34V58H33V59H30V60H32V61H30V62H33V61H34V63H36L37 61H35ZM46 59H47V57H45V61H47ZM71 59H75V58H73V56H72ZM177 59H178V58H177ZM182 59H183V58H182ZM207 59H209V58H207ZM223 59H224V58H223ZM234 59H235V57H234ZM240 59H241V58H240ZM8 60H9V61H8ZM62 60H63V59H62ZM62 60H60V61L62 62ZM79 60H80V56H79ZM79 60H78L77 62H79ZM100 60H101V59L99 58L98 62H99ZM130 60H131V58H130ZM136 60H137V59H136ZM143 60H144V59H143ZM143 60H142V61H143ZM147 60H148V59H147ZM159 60H161L160 63L158 62ZM180 60H181V59H180ZM186 60H187V59H186ZM186 60H185V62H186ZM211 60H212V59H211ZM220 60H221V58H220ZM232 60H233V59H232ZM19 61H20V62H19ZM42 61H44V60L42 59ZM42 61H41V62H42ZM48 61H49V60H48ZM66 61H64V62L67 63ZM73 61H75V60H73ZM73 61H72V64H74V63L76 62V61H75V62L73 63ZM138 61L140 62V60H138ZM145 61H146V60H145ZM145 61H144V62H145ZM183 61H184V60H183ZM183 61H182V62H183ZM200 61H202V60H201V57H200ZM206 61H207V60H206ZM216 61H217V60H216ZM230 61H231V60H230ZM253 61H254V60H253ZM8 62H11V64L8 63ZM61 62H60V63H61ZM64 62H62V63L65 64ZM144 62H141V63H144ZM147 62H149V60H148ZM192 62H194V61L192 60ZM197 62H198V61H197ZM197 62H194V64L197 63ZM210 62L212 63L213 61H210ZM210 62H209V60H208V63H207V62H206V63L203 62V63H204L205 65H206V64L209 65ZM237 62H238V61H237ZM255 62H256V61H255ZM12 63H13L14 65H13ZM27 63H28V61H27ZM60 63H59V65H60ZM62 63H61V65H63ZM69 63H68V64H69ZM100 63H101V62H100ZM100 63H99V64H100ZM105 63H106V62H105ZM130 63H131V62H130ZM141 63H138V65L142 67ZM173 63L175 64L176 62L173 61ZM203 63H202V64H203ZM213 63L216 64V62H213ZM213 63H212V64H213ZM6 64H7V65H6ZM9 64L12 65L11 68L9 67V66H10ZM23 64H24V61H23L22 64H19V65H20V66H19L20 68H21V66H22L21 69L24 68V67H23ZM42 64H43V62H42ZM70 64H71V63H70ZM72 64H71V66H76V68H77V65L80 66V63H79V64L77 63V65H76V63H75V65H72ZM132 64H133V63H132ZM153 64H154V67L152 66ZM161 64H162V65H161ZM169 64H170V62H169ZM181 64H182V63H181ZM194 64H193V66H194ZM198 64H199V62H198ZM198 64H197L196 69L198 68V66H200V64H199V65H198ZM212 64H210V65L213 66ZM219 64H221V63H219ZM240 64H241V63H240ZM246 64H247V61H246ZM251 64H252V63H251ZM253 64H254V63H253ZM25 65H26V62H25ZM28 65L30 66V64H27V66H26L27 68L25 67L26 70H27V69L30 70ZM35 65H36V67H38L39 64L37 65V63H36ZM54 65H55V66H54ZM61 65L58 66L59 68H57V67L54 68V70L57 69V71H59V70L61 69ZM127 65H128V64H127ZM134 65H135V64H134ZM136 65H137V64H136ZM172 65H173V64H172ZM178 65H179V64H178ZM182 65H183V64H182ZM186 65H187V64L185 63L184 68H186ZM188 65H189V64H188ZM188 65H187V67H188ZM205 65H204V66H205ZM221 65H222V64H221ZM234 65H235V64H234ZM234 65H233V66H234ZM241 65H242V64H241ZM7 66H8V67H7ZM41 66H42V65H41ZM41 66H40V67H41ZM51 66H53V67H51ZM64 66H66V68H67L68 65H67V64L63 65V66H62V67H63V70L66 69V68H64ZM98 66H99V65H98ZM108 66H109V65H108ZM151 66H152V67H151ZM163 66L165 67V65H163ZM166 66H167V65H166ZM169 66H170V65H169ZM169 66H168V67H169ZM191 66H192V64H191ZM195 66H196V65H195ZM211 66H210V67H211ZM216 66H217V64H216ZM218 66H219V65H218ZM228 66H229V65H228ZM238 66H239V65H238ZM238 66H237V67H238ZM242 66H243V65H242ZM242 66H241V67H242ZM248 66H249V65H248ZM254 66H255V64H254ZM1 67H2V68H1ZM4 67H5V68H9V69H7L8 71H7ZM17 67H18V66H17ZM32 67H34V66H32ZM40 67H39V69H41ZM48 67H47V65H46V68H47V69H48ZM104 67H105V66H104ZM133 67H134V66H133ZM135 67H136V66H135ZM141 67H140V68H141ZM171 67H172V66H170L169 68H171ZM181 67H182V66H181ZM213 67H215V65H214ZM222 67H223V65H222L221 67L219 66V69L217 68L218 70H214L213 72L215 73V71H216V72L218 73V74H216V75H219V73L222 74V72H224V71L221 72V69H220V68H222ZM261 67L264 68V64H263V66L261 65ZM15 68H16V67H15ZM15 68L13 67V69H12L13 72H14L15 70H17V68H16V69H15ZM30 68H31V66H30ZM69 68H70V66H69ZM74 68H75V67H73V69H74ZM80 68H81V67H80ZM100 68H101V65H100L99 69H100ZM105 68H106V67H105ZM105 68H103V69H105ZM110 68H111V67H110ZM138 68H139V67H138ZM192 68H194V67H192ZM203 68H204V67H203ZM228 68H229V67H228ZM234 68H235V66H234ZM238 68H239V67H238ZM243 68H244V67H243ZM243 68H242V69H243ZM248 68H250V67H248ZM248 68H247V69H248ZM258 68H259V67H258ZM32 69H33V68H32ZM35 69H36V68H35ZM47 69H46V71H49V69H48V70H47ZM108 69H109V67H108ZM108 69L106 68V69L104 70L105 73L107 72L105 75H104V73L101 74L102 71H100V70H101V69H100V70H99L100 72L96 73V76H97V79H98V80H101V81H103V82H107V83L109 82L108 84H110L111 82H110L109 80L112 78V77H110V76L112 75V73H109V74H108V72H111V71L108 70ZM133 69H134V68H133ZM146 69H147V68H146ZM146 69H144V70H146ZM151 69H150V70H151ZM164 69H165V70H164ZM171 69H172V68H171ZM176 69H178V68H176ZM188 69H189V68H188ZM200 69H201V68H200ZM204 69H206V67H205ZM204 69H203V70H204ZM207 69H208V66H207ZM207 69H206V72L209 71V69H208V70H207ZM212 69H213V68H212ZM212 69H211V71H209V72H212ZM215 69H216V67H215ZM247 69H246V70H247ZM254 69H257V68H254V67H253V71H255ZM12 70H10V72H11ZM19 70H20V69H19ZM24 70H25V69H24ZM26 70H25V71H26ZM44 70H45V69H44ZM54 70L52 69V71H54ZM68 70H69V69H68ZM71 70H72V69H70V70L68 71L69 74L71 73V72H70ZM106 70H108V71H106ZM166 70H168V71L166 72ZM172 70H173V69H172ZM191 70H193V69H191ZM191 70H190L189 72H191ZM198 70H199V69H198ZM219 70H220V71H219ZM222 70H224V69H222ZM260 70H261V69H260ZM262 70H264V69H262ZM20 71H21V70H20ZM40 71L42 72V70H40ZM46 71H45V72L43 71V73H46ZM50 71H51V70H50ZM52 71H51V72H52ZM57 71H55V73L52 72L54 76H56V75L59 74V73L56 74ZM61 71H62V69H61ZM61 71H60V72H61ZM75 71H76V70H75ZM131 71H132V70H131ZM146 71H147V70H146ZM164 71H165V72H164ZM180 71H181V70H180ZM180 71H179V72H180ZM182 71L186 72L185 69L182 70ZM182 71H181V72H182ZM196 71H197V70H196ZM204 71H205V70H204ZM204 71H203V72H204ZM238 71H239V70H238ZM256 71H257V70H256ZM13 72H12V74H13ZM17 72H19V71L17 70ZM23 72H24V71H23ZM27 72H28V71H27ZM29 72H30V71H29ZM51 72H49L50 74L47 72L48 76H47V74H46V76H45V74H44V75L42 74V76H44V78L41 77V79L43 78V80L40 79L41 81H38V79L40 78V76H39V78L37 79V81L35 80L36 83H37V82H40L41 84H42V83H45V82H43V81L46 79L45 77H47L48 80H50L51 78L49 79V77H51V76H50V75H51ZM134 72H135V69H134ZM179 72L177 71L176 73H179ZM201 72H202V71H201ZM203 72H202V73H203ZM206 72H204V73H206ZM257 72H258V71H257ZM15 73H16V71H15ZM15 73H14V74H15ZM21 73H22V72H21ZM73 73H76V72H72L70 76H72ZM136 73H137V72H136ZM136 73H135V75H136ZM148 73H149V70H148ZM169 73H170V72H169ZM171 73H172V72H171ZM192 73H194V71H193ZM227 73H230V71H228ZM233 73H235V72H233ZM233 73H232V74H233ZM241 73H242V72H241ZM253 73H254V72H253ZM255 73H256V72H255ZM4 74H1V75H3V76H2L3 80H2L1 77H0V81L2 80L3 83H4V79H6V78L8 79L9 76L12 75L11 73H9V74L7 73V74H8V75L6 74L7 77H4ZM25 74H27V73H25ZM55 74H56V75H55ZM62 74H63V75H60V76H61V79L64 77V74H66V73H64V71H63ZM110 74H111V75H110ZM128 74H129V73H128ZM142 74H143V73H142ZM150 74H151V71H150ZM157 74H154V75H157ZM173 74H174V71H173ZM185 74H186V73H185ZM190 74H191V73H189L188 76H190ZM212 74H213V73H211V75H212ZM221 74H220V75H221ZM258 74H259V72H258ZM258 74L256 73V75H258ZM260 74H261V73H260ZM260 74H259V75H260ZM6 75H5V76H6ZM16 75H18V73L15 74V76L12 75V76H14V77L11 76V77H10V80H11V78H12V79H13V78H16L15 80H14V79H13V80L16 81V84H17V82L20 81L21 79H20V80H19V79L17 80ZM20 75H22V74H20ZM78 75H79V74H78ZM91 75H93V74H91ZM103 75H104V76H103ZM109 75H110V76H109ZM154 75H153V76H154ZM163 75H162V76H163ZM195 75H196V74H195ZM216 75H215V77H214L215 79L217 78ZM25 76H26V75H25ZM25 76H24V77H25ZM62 76H63V77H62ZM74 76H76V75H74ZM79 76H80V75H79ZM108 76H109V77H108ZM136 76H137V75H136ZM139 76H140V75H138L137 78H139ZM142 76H146V75L143 74V75L140 76V78H142ZM183 76H184V75H183ZM185 76H187V75H185ZM188 76H187V77H188ZM203 76H204V74H202L200 78H203ZM233 76H234V75H233ZM236 76H237V75H236ZM19 77H20V76H19ZM68 77H69V76H68ZM68 77H67V78L65 77V78L68 79ZM85 77H86V76L84 75L83 80H81V81H85V80H86V79L84 80ZM113 77H114V76H113ZM148 77H149V76H148ZM160 77H161V76H160ZM241 77H242V76H241ZM251 77H252V76H251ZM260 77H261V75H260ZM263 77H264V76H263ZM55 78H56V79H57V78L59 79L60 77H59V75H58V76H56ZM55 78L53 77L52 79H55ZM70 78H71V77H70ZM106 78H107V79H106ZM137 78H135V79H137ZM144 78L146 79V77H144ZM144 78H143V79H144ZM192 78H193V77H192ZM212 78H213V77H212ZM232 78H233V77H232ZM235 78H236V77H235ZM243 78H245V77H243ZM257 78H258V77H257ZM22 79H23V77H22ZM61 79H60V81H57V80L54 81L55 83H54V82L52 83V82H50L51 80L48 81V80L46 79V84H43L44 86L42 85V87H44V89H46L47 82H48L51 86H52V84H53V85H55V84L58 85L59 83H57V82H61ZM76 79H77V78H76ZM80 79H81V78H80ZM105 79H106L107 81H106ZM108 79H109V80H108ZM168 79H169V77H168ZM178 79H180V78L178 77ZM194 79H195V78H194ZM233 79H234V78H233ZM62 80H63V79H62ZM64 80H65V79H64ZM64 80H63V81H64ZM69 80H71V79H69ZM111 80H113V79H111ZM133 80H134V79H133ZM140 80L142 81V79H140ZM200 80H202V79H200ZM259 80H260V79H259ZM261 80H262V79H261ZM8 81H9V79H8L6 82L8 83ZM52 81H53V80H52ZM65 81H66V80H65ZM72 81H74V79H72ZM79 81H80V80H78V81L76 80V82H79ZM113 81H114V80H113ZM149 81H150V80H148V82H149ZM163 81H164V80H163ZM163 81H162V82H163ZM166 81H167V80H166ZM166 81H165V82H166ZM2 82H0V85H3V86L6 85V86H7V84L4 85ZM9 82H13V81L11 80V81H9ZM66 82H67L68 85H70V84H69L70 81L67 80ZM85 82H86V81H85ZM85 82H84V83H85ZM103 82H102L101 86L104 84ZM135 82H136V81H135ZM138 82H140V81L138 80ZM144 82H146V81H144ZM150 82H151V81H150ZM150 82H149V83H150ZM152 82H153V81H152ZM162 82H161V83H162ZM183 82H184V81H183ZM190 82H191V81H190ZM203 82H204V80H203ZM259 82H260V81H259ZM13 83H14V82H13ZM13 83H12V84H13ZM40 83H39V84H40ZM51 83H52V84H51ZM62 83H64V82H62ZM62 83H61V84H62ZM70 83H71V82H70ZM72 83H73V82H72ZM84 83L81 82V84H82L83 86L81 85V87H82L81 89H82V90H80V86H79V91H84V90H83V89H84L83 87L85 86V84L87 85V83H85V84H84ZM113 83H114V82H113ZM113 83H112L111 85H113ZM156 83H157V82H156ZM171 83H172V82H171ZM173 83L175 84V82H173ZM193 83H194V82H193ZM18 84H19V83H18ZM21 84H22V83H21ZM21 84H20V85H21ZM37 84H38V83H37ZM39 84H38V85H39ZM49 84H48V85H49ZM136 84L139 85L137 82H136ZM136 84H135V85H136ZM143 84H144V83H143ZM153 84H154V83H153ZM153 84H150V85L153 86ZM201 84H203V83L200 82V85H201ZM255 84H256V83H255ZM9 85H11V84L9 83ZM13 85H15V83H14ZM13 85H12V87H14ZM38 85L35 84V86L39 87V88H38V90H39V89H40V85H39V86H38ZM74 85H75V84H74ZM97 85L99 86L100 84H97ZM97 85H96V86L94 85V86L97 87ZM135 85H134V86H135ZM137 85H136V86H137ZM141 85H142V84H141ZM147 85H148V84H147ZM156 85H157V84H156ZM258 85H259V84H258ZM258 85H257V86H258ZM6 86H5V87H6ZM35 86H33L32 88H28V86H27V88H28V89H33ZM58 86H61V85L59 84ZM64 86H65V85H64ZM71 86H72V85H71ZM71 86H70V87H71ZM77 86H78V85H77ZM103 86H104V85H103ZM114 86H115V85H114ZM154 86H155V85H154ZM159 86H160V85H159ZM161 86H162V85H161ZM176 86H177V85H176ZM201 86H202V85H201ZM0 87H1V86H0ZM5 87H4V88H5ZM7 87H8V86H7ZM37 87H35V89H37ZM42 87H41V89H42ZM48 87H49V86H48ZM56 87H57V86H56ZM56 87L54 86V88H56ZM72 87H73V86H72ZM91 87L93 88L92 84H91L90 88H91ZM105 87L108 88L109 86L107 87V84H105ZM110 87H111V86H110ZM139 87H141V86H139ZM155 87H156V86H155ZM177 87H178V86H177ZM262 87H263V86H262ZM262 87H261V88H262ZM1 88H2V87H1ZM1 88H0V90H1ZM4 88H2V89H4ZM9 88H10V86H9ZM66 88H67V85H66ZM75 88H76V87H75ZM99 88H100V87L97 88L98 91H96V92L94 91L93 93H98V92H99ZM135 88H136V87H135ZM137 88H138V87H137ZM137 88H136V90H137ZM255 88H256V85H255ZM258 88H259V86H258ZM10 89H12V88H10ZM21 89H23V90H22V93L25 92V91H24V90H25L24 87H22ZM21 89H20V91H21ZM35 89H33V92L35 93V94H34V93H33V94H34V95H36V93L39 94V95H37V97L39 96L38 98H35V96H32V95H33L32 93H31L32 95H31V94L28 95V94L26 93V95L28 96V99L26 98V97H27L26 95L24 96V94H20L21 92H20V93H19V92H16V93H17V95H18V93H19L20 96L22 95V96H21L22 98L25 97V99H27V103L30 102V101L28 102V100H30L29 98L38 99L39 101H44V100H46V98H47V96H46L47 94H46V93H47V92H44V93L46 94V95H45L46 97H45L41 90H40L41 92L39 91V93H38V90H35ZM50 89H51V88H50ZM50 89H49V90H50ZM58 89H59V87H58L57 89H53V88H52L53 91H54V90H58ZM68 89H70V88H68ZM68 89H66L65 91L67 92ZM72 89H73V88H72ZM72 89H71V90H72ZM101 89H102V88H101ZM110 89H112V87H111ZM110 89L108 88V90H110ZM138 89H139V88H138ZM140 89H141V88H140ZM157 89H158V88H157ZM34 90H35V91H34ZM42 90H43V89H42ZM46 90H47V89H46ZM74 90H75V89H74ZM74 90H73V91H74ZM104 90H105V89H104ZM104 90H103V91H104ZM113 90H114V92H115V89H113ZM154 90H155V89H154ZM158 90H159V89H158ZM174 90H175V89H174ZM263 90H264V89H263ZM8 91H9V90H8ZM26 91H30V92H31L32 90H26ZM43 91H44V90H43ZM53 91H52V92H53ZM86 91H87V89H86ZM117 91H118V89H117ZM117 91H116V92H117ZM137 91H138V90H137ZM137 91H135V92H137ZM144 91H145V89H144ZM151 91H152V89H151ZM155 91H157V90H155ZM0 92H1V91H0ZM4 92H5V91H4ZM12 92H15V90L12 91ZM48 92H49V91H48ZM63 92H64V89H63L62 93H63ZM90 92H92V89H91ZM107 92L109 93L110 91H107ZM111 92H112V91H111ZM116 92H115V93H116ZM138 92H139V91H138ZM153 92H154V91H153ZM2 93H3V92H2ZM16 93H13V94L16 95ZM28 93H29V92H28ZM40 93L43 94L44 97H42V95H41ZM55 93H56V92H55ZM75 93H76V90L74 91V94H73V92H72L71 95H72V96L75 95V97H76V94H78V93H76V94H75ZM80 93H81L80 95H81L82 98H83L84 95H85V94L87 95L89 92H86V93L80 92ZM148 93H149V92H148ZM155 93H156V92H155ZM7 94H8V93H7ZM52 94H54V93H51V95H52ZM63 94H64V93H63ZM67 94H68V92H67ZM67 94H64V96L67 95ZM83 94H84V95H83ZM90 94H92V93H90ZM99 94H103V93L100 92ZM99 94H98V95H99ZM105 94H107V93L105 92ZM105 94H104V95H105ZM109 94H113V92H112V93H109ZM109 94H108V95H109ZM117 94H118V93H117ZM144 94H145V93H144ZM10 95H11V94H10ZM14 95H13V96H14ZM17 95L14 96V97L18 98ZM19 95H18V96H19ZM48 95H49V94H48ZM68 95H69V94H68ZM78 95H79V94H78ZM94 95H95V94H94ZM136 95H137V94H136ZM0 96H1V95H0ZM13 96L10 97V98H11V101H14V100H12V97H13ZM31 96H32V97H31ZM81 96H79V97L81 98ZM91 96H93V95H91ZM91 96L89 95V97H91ZM101 96H102V95H101ZM111 96H112V95H111ZM137 96H138V98H139L141 95L138 94ZM14 97H13V99H14ZM40 97H42L43 100H42ZM51 97L53 98L54 96H51ZM51 97L49 96L48 98H49L51 101H53ZM65 97H66V96H65ZM86 97H87V96H86ZM89 97H88V98H89ZM104 97H105V96H104ZM106 97H107V96H106ZM143 97H144V96H143ZM146 97H147V95H146ZM8 98H9V97H8ZM16 98H15V100H16ZM44 98H45V99H44ZM56 98H57V97H56ZM59 98H60V97H59ZM71 98H72V97H71ZM73 98H74V97H73ZM73 98H72V99H73ZM77 98H78V97H76L75 99H77ZM84 98H85V97H84ZM91 98H92V100H93L94 97H91ZM91 98H89V99H91ZM98 98H99L98 96H95V100H96V99L98 100ZM134 98H135V97H134ZM18 99H21V98L19 97ZM18 99H17L16 103L20 104L19 107H18V104H17V105H14V104L12 105V103H14V102H11L10 100H8V101L11 102V103H10L11 106H10L9 103H8L9 105H8V104H5V102L3 103V105L5 104V105H4V108H5L6 105H8L7 108H8V107L10 108V107L13 106V107H12L13 109L17 106L18 111H16V112H15V111H10L9 114L7 113L8 115L6 114L7 116H10V113H11V116L13 117V118H12L13 120H14V118L16 117L15 115H17V118H16V120H15L16 122H18L19 120H21V118L18 119V116L21 115V114L18 115L19 110H20L22 107H23V109L20 110V111H23V110L26 108L25 105L23 106L22 99L20 100L21 102H20ZM40 99H41V100H40ZM86 99H87V98H86ZM100 99H101V97H100ZM111 99H113V98H111ZM114 99H115V98H114ZM146 99H147V98H146ZM23 100H24V99H23ZM32 100H33V99H32ZM38 100H37V101H38ZM59 100H61V98L58 99V101H59ZM82 100H83V99H82ZM102 100H103V97H102ZM104 100H105V99H104ZM107 100L109 101V99H106L105 101L107 102ZM8 101L6 100V102H8ZM24 101H25V100H24ZM34 101H35V100L32 101V102H33V103H32L33 105H31V102H30V105H31V106H30L29 108H31V109H29V111H32L31 113H34V112H33V109L35 110L36 108H38V107H36V106H39L40 108H38V109H41V111H42L43 106H41V104H42L43 102H41V104L38 103L39 105L36 104V105L34 106ZM39 101H38V102H39ZM47 101H49V100H47ZM68 101H69V100H68ZM70 101H71V100H70ZM75 101L78 102V100H75ZM75 101H74V102H75ZM90 101H91V100H90ZM19 102H20V103H19ZM66 102H67V101H66ZM74 102H72V103H66V105H65V106H67L66 108L68 109V105H69V108H70V104H73ZM93 102H94V101H93ZM93 102H92V104L94 105ZM110 102H111V101H110ZM25 103H26V102H25ZM35 103H36V101H35ZM45 103H46V101H45L43 104H45ZM52 103H53V102H52ZM60 103H61V101H60ZM99 103H100V102H99ZM43 104H42V105H43ZM46 104H50V101L47 102ZM46 104H45V106H48V105H46ZM58 104H59V103H58ZM67 104H68V105H67ZM78 104H79V103H78ZM78 104H77V103L74 104V107H75L76 105H78ZM92 104H91V107H92ZM95 104H97V102H95ZM101 104H102V103H101ZM103 104H104V103H103ZM110 104H111V103L108 104L109 107L111 106ZM112 104H113V103H112ZM26 105H27V107H28V104H26ZM85 105H86V107H87L88 104H85ZM97 105H98V107H99L100 104H97ZM108 105H107V106H108ZM1 106H2V104H1ZM21 106H22V107H21ZM32 106H34V107L32 108ZM45 106H44V107H45ZM81 106H82V105H81ZM105 106H106V103H105ZM105 106H103V108H104ZM24 107H25V108H24ZM86 107H85V108H86ZM95 107H96V106H95ZM100 107H102V106H100ZM109 107H107V108H109ZM7 108H6V109H7ZM9 108H8V109H9ZM12 108H11V110H13ZM75 108H77V107H75ZM103 108H102V109H103ZM105 108H106V107H105ZM115 108H116V106H115ZM15 109H16V108H15ZM62 109H63V108H62ZM88 109H89V107H88ZM144 109H145V108H144ZM16 110H17V109H16ZM26 110L28 111V108H26ZM46 110H47V109H46ZM46 110H45V111H46ZM48 110H49V109H48ZM68 110H69V109H68ZM85 110L87 111V109H85ZM85 110H84V111H85ZM89 110H90V109H89ZM94 110H95V109H94ZM96 110H97V109H96ZM100 110H101V109H100ZM116 110H117V109H116ZM116 110H114V111H116ZM27 111H25L26 114L28 113ZM53 111H54V110H53ZM53 111H52V112H53ZM73 111H74V110H73ZM73 111H71V112H73ZM75 111H76V110H75ZM79 111L81 112V110H79ZM84 111H83V112H84ZM144 111H145V110H144ZM12 112H13V113H12ZM39 112H40V111H39ZM39 112H36V113L39 114ZM47 112H48V111H47ZM80 112L78 113V111H77L78 114H80ZM87 112H88V111H87ZM106 112H108V110H106ZM1 113H2V112H1ZM31 113L29 112V114H27V117H28V115L30 116ZM36 113H35V114H36ZM44 113H45V112H44ZM44 113H43V114H44ZM89 113H90V112H89ZM91 113H92V112H91ZM93 113H94V111H93ZM103 113H104V112H103ZM108 113H109V115H107L106 117H108V116L112 117V116L110 115L111 113H110V112H108ZM142 113H143V112H142ZM13 114H15V115H13ZM22 114L24 115L23 112H22ZM26 114H25V115H26ZM38 114H37V115H38ZM70 114H71V113H70ZM78 114H77V116H79ZM96 114H98V113H96ZM101 114H102V113L100 112V115H101ZM113 114H114V113H113ZM136 114H137V113H136ZM6 115H4V116L1 115V116H0V118L3 117L2 119H0V124H1V125H0V126H1L0 129L2 128V123H3L5 120H7V117H5ZM23 115L20 116V117H23ZM44 115H45V114H44ZM51 115H53V113H52ZM71 115H73V114H71ZM71 115H70V116H71ZM74 115H75V113H74ZM80 115L82 116V114H80ZM89 115H92V114H89ZM98 115H99V114H98ZM115 115H116V114H115ZM138 115H139V114H138ZM142 115H145V114H142ZM146 115H147V114H146ZM35 116H36V115H34V118H35ZM38 116H39V115H38ZM41 116H42V112H41ZM41 116H39V118H40ZM45 116H46V115H45ZM45 116H44V118H45V119H44V122L48 120V121L46 122V123H47V124H46L47 127H46L45 124H44L45 126H40V127H38V126L35 125L38 129H35V127H34V128H33V129H34L33 131L31 130V129H32L31 127H30L31 129L29 128V129L31 130L30 132H32V133H35L36 131L38 132V130H42V132L44 133V137H45V139H43L44 137L41 138V140H42L43 143L46 142L47 139L49 140V138L51 137L52 134L55 135V134L58 133V130H57V129H58V126H59V125H58L57 123H58V122H61V120H59V118H58V120H59L58 122H56L57 120L54 122V120L57 119V117H55L54 115H53V116L55 117V119H54V117H51V118H53V119H50V117H49V115H48V116H47V117H48L47 120H46V117H45ZM75 116H76V115H75ZM75 116H74V117H75ZM77 116H76V117H77ZM83 116H84V115H83ZM94 116H95V115H94ZM4 117H5V119H4ZM25 117H26V116H25ZM30 117H31V116H30ZM74 117L72 116V118H74ZM85 117H87V116H85ZM89 117H90V116H88L87 121H88V120H91V117L94 118L93 116H91L90 118H89ZM103 117H104V116H103ZM9 118H11V117H9ZM9 118H8V120H9ZM23 118H24V117H23ZM32 118H33V115H32ZM36 118H37V117H36ZM69 118H70V120H71V117H69ZM69 118H68V120H69ZM78 118H79V117H77L76 119H78ZM115 118H116V117H115ZM115 118H114V119H115ZM17 119H18V120H17ZM27 119H29V118H27ZM42 119H43V118H42ZM49 119H50V120H53V121H50ZM74 119H75V118H74ZM97 119H99V117H98ZM101 119H102V118H101ZM110 119H111V118H109V120H110ZM118 119H119V118H118ZM3 120H4V121H3ZM8 120H7V121H8ZM10 120H11V119H10ZM13 120H12V123H11V121H10V124H9L10 126H11V125L13 126L14 124H17V123H15V121H13ZM24 120H25V119H24ZM33 120H34V119H33ZM70 120H69V121H70ZM80 120H81V121H80ZM84 120H85V119H84ZM84 120H83V121H84ZM94 120H95V119H94ZM115 120H116V119H115ZM143 120H144V119H143ZM145 120H146V119H145ZM21 121H22V120H21ZM40 121H41V120H40ZM49 121L52 122V123L54 122V123H55V126H57V127H55V126H54V123H53V125H52V128L55 127L54 130H56V131H54V132H56V133H54L53 131H51V127H50V124H51V123H50ZM69 121H68V125H69V124H71V125H69V127H70L69 130H67V128H66V130L69 132L68 135H69V134H70V136L73 135L72 138H73V139L75 140V142H77V143H75L74 141H73V142H74L75 144H78V143H82V141H85V140H86L85 142L87 143L88 140L85 139V137H86L87 135L89 136V135H90V132H89V130H87V129H86V130H82V129H85V128H83V127L81 126V123L84 124L85 121H84V123H83V121H82L81 118L79 119L78 123H77L76 121H73V120L70 121L71 123H69ZM92 121H93V119H92ZM110 121L113 122V120H110ZM110 121H108V122H110ZM118 121H119V120H118ZM13 122H14V123H13ZM22 122H24V121H22ZM80 122H81V123H80ZM178 122H179V121H178ZM4 123H5V127H6V124L8 125L9 121H8V123H7L6 121H5ZM4 123H3V128H4ZM18 123H20V121H19ZM28 123H30V122H28ZM110 123H111V122H110ZM115 123H116V122H115ZM117 123H118V122H117ZM20 124H21V123H20ZM22 124H23V123H22ZM48 124H49V125H48ZM56 124H57V125H56ZM87 124H88V123H87ZM91 124H92V123H91ZM174 124H175V123H174ZM9 125H8V126H9ZM18 125H19V124H18ZM78 125H80V127H79ZM84 125H85V124H84ZM111 125H112V124H111ZM117 125H118V124H117ZM177 125H178V124H177ZM12 126H11V129L15 128V127H12ZM32 126H33V125H32ZM61 126H63V125H61ZM88 126H89V125H88ZM103 126H105V124H104ZM119 126H120V125H119ZM41 127H43V128H41ZM67 127H68V126H67ZM81 127H82V129H81ZM85 127H86V125H85ZM91 127H92V126H90V128H91ZM98 127H99V126H98ZM101 127H102V126H101ZM3 128H2V129H3ZM8 128H9V127H8ZM16 128L19 129V126H18V127L16 126ZM20 128H21V127H20ZM39 128H40V129H39ZM45 128H48V129L51 131V133H52V132H53V133H52V134L49 133L48 130L45 131ZM86 128H87V127H86ZM103 128H105V127H103ZM108 128H109V127H108ZM161 128H162V127H161ZM27 129H28V128H27ZM29 129H28V131H29ZM61 129H62V128H61ZM109 129H110V128H109ZM117 129H118V128H117ZM185 129H186V128H185ZM3 130H5V129H3ZM3 130H2V131H3ZM7 130H8V129H6L5 131H7ZM9 130H10V128H9ZM15 130H17V129H15ZM21 130H22V129H21ZM35 130H36V131H35ZM59 130H60V129H59ZM62 130H63V129H62ZM92 130H93V128H92ZM177 130H178V129H177ZM5 131L2 132V133L5 134V133H6ZM90 131H91V130H90ZM124 131H125V130H124ZM17 132H18V131H17ZM17 132L15 131L16 134H18ZM19 132H20V130H19ZM30 132H29V133H30ZM37 132L35 133V134H38L37 137H36V135L33 134V135L35 136L34 139H35V138L38 139L39 137H41V136H39V135H42V136H43L42 133L40 134V133H37ZM45 132H46L48 135H50V137L47 136V134H46ZM59 132H60V131H59ZM111 132H112V131H111ZM127 132H128V131H127ZM0 133H1V131H0ZM2 133H1V134H2ZM10 133H11V132L6 133V134H10ZM13 133H14V132H13ZM23 133H24V134H22V135H25V136H24L25 138H26V136L28 137V140H27V143H28V144H29V143H33V144H34V142H36V141H35L36 139H35V140L32 139L33 142H31L32 140H31V141L29 140V136H28L29 134L27 133L26 130H25V132L23 131ZM25 133H26V134H25ZM32 133H30V135H31ZM62 133H63V132H62ZM64 133H65V132H64ZM64 133H63V134H64ZM87 133H88V134H87ZM106 133H107V132H106ZM109 133H110V132H109ZM109 133H108V135H109ZM1 134H0V135H1ZM71 134H72V135H71ZM85 134H86V135H85ZM97 134H98V133H97ZM102 134H103V133H102ZM111 134H113V133H111ZM111 134H110V135H111ZM115 134H116V133H115ZM13 135H14V134H11V135H10V136L12 137V139L16 136V135H14V137H13ZM18 135H19V134H18ZM45 135H46V136H45ZM66 135H67V133H66ZM105 135H106V134H105ZM128 135H129V134H128ZM161 135H162V134H161ZM3 136H4V135H3ZM10 136H7V135H6L7 138L10 137ZM99 136H100V135H99ZM112 136H113V135H112ZM116 136H118V135H116ZM116 136H115V137H116ZM175 136H176V135H175ZM16 137H17V136H16ZM22 137H23V136H22ZM22 137L20 136V138H19V137H18V138H19L20 140L23 141V139H25V138H24V137L22 138ZM48 137H49V138H48ZM53 137H54V136H53ZM64 137H65V134H64V136H63V139H66V138H64ZM115 137H114V138H115ZM118 137H119V136H118ZM161 137H162V136H161ZM4 138H5V136H4ZM4 138H3V139H4ZM7 138H6V140H7ZM18 138L13 139L12 141H14L15 143H17L18 141H20V140H17ZM31 138H32V137H30V139H31ZM59 138H60V137L58 136V139H59ZM119 138H120V137H119ZM155 138H156V137H155ZM155 138H154V139H155ZM163 138H164V137H163ZM0 139H1V138H0ZM39 139H40V138H39ZM68 139H69V138H68ZM88 139L90 140L91 137L88 138ZM107 139H108V138H107ZM112 139H113V138H112ZM115 139H116V138H115ZM152 139H153V138H152ZM15 140H16V141H15ZM43 140H44V141H43ZM45 140H46V141H45ZM70 140H71V139H70ZM70 140H69V141H70ZM77 140H78V141H77ZM79 140H80L81 142H80ZM157 140H158V139H157ZM157 140H156V141H157ZM0 141H3V140L1 139ZM8 141H9V138H8ZM8 141H7V142L5 141V142L8 144V147H9V144H11L12 141L10 140V143H8ZM37 141H38V140H37ZM69 141H68L67 146H70V147H71ZM114 141H115V140H114ZM148 141H149V140H148ZM158 141H159V140H158ZM195 141H196V140H195ZM3 142H4V141H3ZM5 142H4V143H5ZM14 142H13V143H14ZM24 142H25V141H24ZM119 142H120V141H119ZM149 142H150V141H149ZM154 142H155V140H154ZM162 142H163V141H162ZM192 142H193V141H192ZM13 143H12V144H13ZM46 143H47V142H46ZM46 143H44L43 145H46ZM65 143H66V142H65ZM104 143H105V142H104ZM120 143H121V142H120ZM158 143H159V142H158ZM28 144H27V146H28V148H29V145H30V144H29V145H28ZM38 144H39V143H38ZM71 144L75 146V144H73L72 142H71ZM83 144H84V143H83ZM148 144H149V143H148ZM150 144H151L150 146H152V147H156L155 144H154L153 142H152V143L150 142ZM152 144H154V145H152ZM156 144H157V142H156ZM166 144H167V143H166ZM170 144H171V143H170ZM5 145H6V144H5ZM18 145L21 146V145H24V143H22V144H21V143H20V144L18 143L16 146H15V144H13V147H16V149H20L19 151L15 149V150H16V151H15L16 153H17V151H18L17 154H19V153L23 150V148H22V147H19ZM60 145H61V144H60ZM64 145L66 146V144H64ZM78 145H79V144H78ZM85 145H86V144H85ZM88 145H89V143H88ZM102 145H103V144H102ZM102 145H101V146H102ZM105 145H106V143H105ZM195 145H197V144H195ZM195 145H194V147H195ZM32 146H33V147H32ZM32 146L30 145V147H31L30 150H31L32 148H35V149H38V150H39V151L37 152V151L34 149V150H35V151H34L35 154H36V153H37V154L40 153V149H41V147H43L42 145H41V147H40L39 145L36 146V143H35V146H36V147H35L34 145H32ZM47 146H48V145H47ZM98 146H99V145H98ZM109 146L111 147L112 144L109 145ZM121 146H122V145H121ZM159 146H160V145H159ZM159 146H158V147H159ZM197 146H199V145H197ZM17 147H19V148H17ZM37 147H40V148H37ZM70 147H69V148H70ZM110 147L108 148V150L110 149ZM112 147H113V146H112ZM147 147H148V146H147ZM2 148H4V144L1 146V149H2ZM6 148H7V145H6ZM9 148H10V149H9ZM9 148H7L6 151H8V152L11 154V152H12V151H11V145H10ZM45 148H46V146H45ZM69 148L67 147L68 150H70ZM76 148H77V149H76V153L78 154V155H77L78 157H79V155L84 154V152H83V153H79V152H78V151L80 150V147L78 148V146H77ZM99 148L101 149V147H99ZM121 148H123V146H122ZM195 148H196V147H195ZM21 149H22V150H21ZM94 149H95V148H94ZM96 149H97V148H96ZM102 149H104V148H102ZM102 149H101V150H102ZM113 149H114V148H113ZM115 149H116V148H115ZM150 149H151V148H150ZM150 149H149V150H150ZM152 149H153V148H152ZM158 149H159V148H158ZM193 149H194V148H193ZM9 150H10V151H9ZM12 150H13V152H14V149H12ZM25 150H26V149H25ZM27 150H29V149H27ZM30 150H29V151H30ZM51 150H52V148H51ZM101 150H100V151H101ZM108 150H106L107 153H108ZM199 150H200V149H199ZM0 151H1V150H0ZM2 151L5 152L4 149H3ZM42 151H43V150H42ZM47 151H49V150H47ZM60 151H61V150H60ZM70 151H71V150H70ZM92 151H93V150H92ZM98 151H99V150H98ZM102 151H103V150H102ZM110 151H111V150H109V152H110ZM156 151H159V150H156ZM192 151H193V150H192ZM4 152H2V153H4ZM22 152H23V153L25 152V153H26L25 155H27V152H26V151L23 150ZM22 152H21V154H20V157H21V156H22V157L25 156V155L22 154ZM31 152H32V151H31ZM43 152H44V151H43ZM50 152H51V151H50ZM80 152H82V151H80ZM151 152H152V151H151ZM161 152H162V151H161ZM29 153H30V152H28V154H29ZM45 153H48V152H45ZM59 153H61V152H59ZM76 153L73 151L72 154H75V155H76ZM86 153H87V152H86ZM86 153H85V154H86ZM99 153H100V152H99ZM104 153H105V151H104ZM107 153H106V154H107ZM110 153H113V152L111 151ZM110 153L107 154V156H108V155H111ZM203 153H204V152H203ZM4 154H5V153H4ZM4 154H3V155H4ZM10 154H9L8 156H11ZM17 154H15V157L17 156ZM41 154H44V153H41ZM49 154H50V153H49ZM49 154H46L47 157H48ZM128 154H129V153H128ZM190 154H191V153H190ZM197 154L201 155L202 152H201V153H198V152H197ZM5 155H7V154H5ZM13 155H14V153H13ZM13 155H12V158L14 159L15 157H13ZM30 155H31V153H30ZM38 155H39V154H38ZM61 155H62V153H61ZM113 155H114V154H113ZM115 155H116V154H115ZM157 155H158V154H157ZM204 155H205V154H204ZM27 156H29V155H27ZM27 156H25V157L27 158ZM40 156H41V158H42L43 155H40ZM57 156H58V155H57ZM59 156H60V155H59ZM63 156H64V155H63ZM70 156H72V155H70ZM92 156H93V155H92ZM96 156H97V155H96ZM96 156H95V157H96ZM98 156H99V155H98ZM130 156H131V154H130ZM17 157H19V155H18ZM17 157H16V158H17ZM22 157L19 158V159H22ZM29 157H30V156H29ZM29 157H28V158H29ZM45 157H46V156H45ZM80 157H81V156H80ZM82 157H84V156H82ZM87 157H88V156H87ZM95 157H94V158H95ZM100 157H101V156H100ZM114 157H115V156H114ZM196 157H197V155H196ZM200 157H202V155H201ZM2 158H3V156H1V160H2V161L0 160V162H1V163H0V169H2V170L5 169V171H6V169H8L10 172H12V171L15 172L16 170H18L17 167H19L20 164H18L19 166L16 165V167H14L15 165L10 166V163H11V164H14L13 162H14V161L18 162V161H19L18 159H17V160H18V161H17L16 159L13 160L11 157H9V158H11V159L13 160V162H12V161L9 160V158L7 157L6 160H7V163L9 164L10 167H6V168H5V165H7V163H6V161L3 162V161L5 160V158H4V159H2ZM50 158H51V155H50ZM50 158H49V159H50ZM61 158H62V157H61ZM70 158L72 159V157H70ZM90 158H91V157H90ZM97 158H98V157H97ZM102 158H103V157H102ZM111 158L113 159V157H111ZM111 158H110V159H111ZM128 158H129V157H128ZM128 158H127V159H128ZM130 158H131V157H130ZM130 158H129V160H130ZM204 158H206V157H204ZM29 159H30V158H29ZM46 159H47V158H46ZM46 159H45V160H46ZM79 159H81V158H79ZM79 159L76 160L78 163H77V162H76V163L74 162V164H80L81 162H79ZM110 159H109V160L106 159V160H107V161H110ZM25 160H26V159H25ZM61 160H62V159H61ZM81 160L84 161L83 159H81ZM92 160H93V159H92ZM94 160H95V159H94ZM197 160H198V159H197ZM200 160H201V159H200ZM213 160H214V159H213ZM8 161H9V162H8ZM10 161H11V162H10ZM22 161H24V159H23ZM30 161H31V160H30ZM96 161H97V159H96ZM96 161H94V162H96ZM99 161H100V160H98V162H99ZM103 161H104V159H103ZM107 161H106V162H107ZM16 162H15V163H16ZM25 162H26V161H25ZM45 162H46V161H45ZM65 162H66V164H68L67 161H65ZM129 162H130V161H129ZM3 163H5V165H4ZM19 163H20V161H19ZM50 163H51V162H50ZM58 163H59V162H58ZM86 163H87V162H86ZM86 163H85V164H86ZM131 163H132V162H131ZM2 164H3V165H2ZM22 164H23V163H22ZM64 164H65V163H64ZM96 164H97V163H96ZM1 165H2V166H1ZM48 165H49V164H48ZM61 165H63V162H62V161H61ZM71 165H72V164H71ZM83 165H84V162L81 163L79 169H81V168H83V167L85 166V165H84V166H83ZM94 165H95V163H94ZM196 165H197V164H196ZM3 166H4V167H3ZM22 166H23V165H22ZM122 166H123V165H122ZM20 167H21V166H20ZM63 167H64V166H63ZM67 167H68V170H70L69 168H71V167H69V166H67ZM76 167H78V166H76ZM76 167H75V169H76V171L78 172V176H80V178H81V175H83V173L86 172V171H84V172H83V170L80 171V170H79L78 168H76ZM90 167H91V166H90ZM118 167H119V166H118ZM125 167H126V166H125ZM14 168H15V170H14ZM22 168H23V167H22ZM96 168H98V167H96ZM126 168H127V169H126ZM126 168H125L124 170H126V172H127V170L130 168V166H129V167H126ZM12 169H13V170H12ZM23 169H24V168H23ZM51 169L53 170L52 167H51ZM61 169H62V168H61ZM65 169H67V168H65ZM73 169H74V168H73ZM77 169H78L79 171H78ZM83 169H84V168H83ZM86 169H87V168H86ZM86 169H85V170H86ZM88 169H90V168H88ZM2 170H1V172H2ZM25 170H26V169H25ZM40 170H41V169H40ZM63 170H64V169H63ZM18 171H19V170H18ZM20 171H21V170H20ZM43 171H44V169H43ZM131 171H132V170H131ZM10 172H9V173H10ZM13 172H12V174H13ZM36 172H37V171H36ZM79 172L82 173V174L79 175V174H80ZM121 172H123V171H121ZM132 172H133V171H132ZM132 172H131V173H132ZM17 173H18V172H17ZM47 173H48V172H47ZM47 173H46V175H47ZM62 173H63V172H62ZM67 173H68V172H67ZM14 174H15V173H14ZM31 174H32V173H31ZM63 174H64V173H63ZM122 174H123V173H122ZM3 175H4V174H3ZM10 175H11V173H10ZM15 175H17V174H15ZM15 175H13V176H14V180H15ZM26 175H27V174L25 173V176H26ZM28 175H29V174H28ZM128 175L130 176V172H129ZM128 175L126 174L127 178L129 177ZM7 176H9V175H7ZM13 176H11V177H12V180H13ZM17 176H18V175H17ZM23 176H24V175H23ZM131 176H132V175H131ZM0 177L2 178V176H0ZM20 177L22 178V176H20ZM20 177H19V178H20ZM62 177L64 178V176H62ZM69 177H70V176H69ZM119 177H120V176H119ZM164 177H165V176H164ZM5 178H6V177H5ZM8 178H10V177H7V179H8ZM19 178L17 177L16 179H19ZM26 178H27V177H26ZM29 178H30V177H29ZM29 178H28V179H29ZM66 178H67V177H66ZM70 178H71V177H70ZM80 178H79V179H80ZM112 178H113V177H112ZM124 178H126V177H125L124 174H123V179L120 177V179H122V181H120V179L118 178L119 181L117 182V184H119V183L122 184L121 182H123ZM131 178H132V177H131ZM136 178H137V177H136ZM166 178H167V177H166ZM10 179H11V178H10ZM10 179H9V181H11ZM35 179H36V178H35ZM35 179H34V180H35ZM53 179H54V178H53ZM72 179H73V178H72ZM75 179H76V178H75ZM77 179H78V178H77ZM107 179H108V178H107ZM107 179H106V180H107ZM162 179H163V177H162ZM14 180H13V181H14ZM21 180H22V179H21ZM31 180H32V178H31ZM31 180L29 179L30 182H31ZM36 180H37V179H36ZM39 180H40V179H39ZM56 180H57V179H56ZM58 180H59V179H58ZM70 180H71V179H70ZM128 180H129V179H128ZM128 180H127V182H130V183L132 184V181H130V180L128 181ZM131 180H132V179H131ZM163 180H165V179H163ZM18 181H19V180H18ZM40 181H41V180H40ZM80 181H81V180H80ZM124 181H126V179H125ZM133 181H134V180H133ZM136 181H137V179H136ZM138 181H139V180H138ZM168 181H170V180H168ZM44 182H46V181L44 180ZM81 182H82V181H81ZM127 182H126L125 184H127ZM154 182H155V181H154ZM156 182H157V181H156ZM9 183H10V182H9ZM24 183H25V182H24ZM32 183H33V182H32ZM35 183H36V181L34 182V184H35ZM87 183H90V182L87 181V182H85L84 184L87 185ZM101 183H102V182H101ZM130 183H129V185H130ZM22 184H23V183H22ZM37 184H38V183H37ZM42 184H43V183H42ZM46 184H47V183H46ZM46 184H45V185H46ZM92 184H93V183H92ZM117 184H116V185H117ZM120 184L118 185V187L121 186ZM125 184H124V186H125ZM159 184H160V182H159ZM25 185H26V184H25ZM164 185H165V184H164ZM15 186H16V184H15ZM15 186H14V187H15ZM99 186H101V185H99ZM99 186H97V188H98ZM109 186L113 187L114 185H113V186H112V185H109ZM109 186H107V187L109 188ZM35 187H36V186H35ZM49 187H50V186H49ZM102 187H103V186H102ZM114 187H116V189H117V186H114ZM125 187L128 188L127 186H125ZM164 187H165V186H164ZM24 188H25V187H24ZM29 188H30V187H29ZM37 188H38V187H37ZM57 188H58V185H57ZM91 188H92V187H91ZM97 188H96V190L98 191L100 187H99L98 189H97ZM108 188H107V190L105 189L104 192H106V191L110 192L109 190H112V188H111V189H108ZM119 188H120V187H119ZM132 188H133V187H132ZM160 188H161V186H160ZM9 189H11V188L9 187ZM88 189H90V188H88ZM94 189H95V188H94ZM94 189H93V191H94ZM100 189H101V191L99 190V192L102 193V188H100ZM116 189L113 188V191L116 190ZM140 189H141V188H140ZM140 189H139V190H140ZM6 190H7V189H6ZM13 190H14V189H13ZM13 190H11V192H9V193L12 194V193H13V192H12ZM96 190H95V192H96ZM126 190H127V189H126ZM126 190H125V191H126ZM129 190H130V189H129ZM9 191H10V190H9ZM123 191H124V190H123ZM143 191H144V190H143ZM161 191H162V190H161ZM111 192H112V191H111ZM141 192H142V191H141ZM141 192H140V193H141ZM145 192H146V190L144 191V194H143L144 197H142V202L145 203V202L147 201V203L149 204L150 202H148V200H149V199L151 200V198H150L151 195L149 196V195L147 194V195H148L147 197H149V199H148V198L146 197ZM1 193H2V192H1ZM7 193H8V191H7ZM96 193H97V195H99L98 192H96ZM121 193H122V192H121ZM126 193H128V191H127ZM232 193H233V192H232ZM92 194H93V193L91 192V195H92ZM128 194H130V193H128ZM141 194H142V193H141ZM158 194H159V193H158ZM103 195H105V194H103ZM110 195H111V194H108V196H110ZM112 195H113V194H112ZM112 195H111V196H112ZM122 195H123L122 198H121V194L119 195V197H120L121 199H123L124 195L127 196V194H124V193H122ZM159 195H160V194H159ZM159 195H158V196H159ZM3 196H4V194H3ZM3 196H2V194L0 195V197H2V199H3ZM94 196H95V195H94ZM160 196L162 197V195H160ZM238 196H240V195H238ZM238 196H237V197H238ZM19 198H20V197H19ZM28 198H29V197H28ZM45 198H46V197H45ZM91 198H92V196H91ZM106 198H107V197H106ZM124 198H125V197H124ZM15 199H16V198H15ZM30 199H31V198H30ZM121 199H120V202H119V203H121ZM126 199H130V197H129V198L126 197V198H125V202H126ZM133 199H134V198H133ZM143 199H144V200H143ZM3 200H4V199H3ZM12 200H13V199H12ZM18 200H19V199H18ZM32 200H33V198H32ZM34 200H35V199H34ZM113 200H114V199H113ZM140 200H141V199H140ZM7 201H8V200H7ZM15 201H16V200H15ZM37 201H38V200H37ZM103 201H105V200H103ZM108 201H109V200H108ZM110 201H111V199H110ZM115 201H118V200H115ZM158 201H159V200H158ZM158 201H156V202H158ZM0 202L2 203L3 201H0ZM4 202H5V201H4ZM31 202H32V201H31ZM33 202H34V201H33ZM111 202H112V201H111ZM127 202H128V201H127ZM131 202H132V201H131ZM142 202H141V203H140V202L138 203V205H140L141 207H142ZM108 203H109V202H108ZM108 203H107V204H108ZM144 203H143V204H144ZM159 203H161V202H159ZM177 203H178V202H177ZM28 204H29V203H28ZM33 204H34V203H33ZM36 204H37V203H36ZM36 204H35V205H36ZM156 204H157V203H156ZM22 205H23V204H22ZM29 205H30V204H29ZM35 205H34V206H35ZM110 205H111V203H110ZM110 205H109V206H110ZM144 205H145V204H144ZM160 205H161V204H160ZM2 206H3V205H2ZM26 206H27L28 208L32 209L30 206H28V205H26ZM34 206H33V209L30 210L31 212H29V214L32 213L34 210H35L34 212H36V209L34 208ZM36 206H37V205H36ZM36 206H35V207H36ZM112 206H113V205H112ZM130 206H131V205H130ZM146 206H147V205H146ZM146 206H145V208H147ZM151 206H152V204H151ZM161 206H162V205H161ZM124 207H125V206H124ZM137 207H138V206H137ZM141 207L137 208L138 211H137V210H135V211H137V212H136L137 214H138V212H139L140 215L142 216L143 212L141 213V210L143 209L144 206H143L142 208H141ZM149 207H150V205H149ZM152 207H153V206H152ZM152 207H151L152 211H153V212L156 211V209H153ZM21 208H23V207H21ZM28 208H27V209H28ZM154 208H155V207H154ZM163 208H164V207H163ZM163 208H162V209H163ZM1 209H2V208H1ZM3 209H4V207H3ZM10 209H11V208H10ZM25 209H26V208H25ZM37 209H38V208H37ZM131 209H132V208H131ZM139 209H140V211H139ZM157 209H158V208H157ZM162 209L160 208V210H161L162 212L165 211V210H162ZM22 210H23V212H24V216L27 214V211H29V209H28V210L25 212V211H24V208H23ZM132 210H133V209H132ZM149 210H150V209H149ZM8 211H9V210H8ZM98 211H99V210H98ZM142 211H143V210H142ZM147 211H148V210H147ZM152 211H151V213H152ZM1 212H2V211H1ZM34 212H33V213H34ZM37 212H38V211H37ZM131 212H132V211H131ZM131 212H130V213H131ZM145 212H146V211H144V213H145ZM6 213H7V212H6ZM25 213H26V214H25ZM39 213H41V212H39ZM151 213H150V215H151ZM156 213H158V216H159V210H157ZM156 213H154V214H156ZM160 213H161V212H160ZM177 213H178V212H177ZM22 214H23V213H22ZM36 214H37V213H34V216H33L34 219H33L32 216H31V215H33V214H30V215H29V219L31 220V218H32V220L38 222L40 219L38 218V216H35ZM89 214H91V213H89ZM162 214H163V213H162ZM162 214H160V215H162ZM164 214H165V213H164ZM164 214H163V217H166V215H164ZM175 214H176V213H175ZM11 215H12V214H11ZM38 215H40V214H38ZM41 215H42V214H41ZM91 215H92V214H91ZM168 215L170 216V214H168ZM4 216H5V214H4ZM27 216H28V215H26V217H27ZM30 216H31V218H30ZM93 216H94V215H93ZM111 216H112V215H111ZM137 216H138V215H137ZM1 217H3V216H1ZM13 217H14V215H13ZM15 217H16V216H15ZM35 217L38 218L39 220L37 221V219H35ZM3 218H4V217H3ZM9 218H10V217H9ZM27 218H28V217H27ZM91 218L93 219V217H91ZM132 218H133V217H132ZM140 218H141V217H140ZM142 218H143V217H142ZM142 218H141V219H142ZM23 219H24V218H23ZM25 219H26V218H25ZM29 219H27V220H29ZM106 219H107V218H106ZM143 219H144V218H143ZM151 219H152V218H151ZM153 219H154V217H153ZM257 219H258V218H257ZM257 219H255V221H256ZM5 220H6V219H5ZM93 220H94V219H93ZM95 220H96V219H95ZM101 220L103 221L104 218H102ZM113 220H114V219H113ZM138 220H139V219H138ZM157 220H158V219H157ZM164 220H165V218H163V221H164ZM166 220H167V222H169L168 219H166ZM166 220H165L164 222H166ZM169 220H170V218H169ZM34 221H33V222H34ZM41 221H42V220H41ZM41 221H39L40 224L44 225V223H42ZM97 221H98V220H96V224L92 223V225L94 226V229H91L90 231H86L87 229L83 231V230H81L82 227H80V228H79V229L81 230L80 233L83 231V232L86 234V236H89L90 238L92 237L93 240H94V238H96L97 236L100 237L99 239L104 238V236H103V237L101 236V235H103V234H102L103 231L101 232V230H100V227H101V226H100V227L98 226L99 228H98V227H95V226L98 224ZM102 221H99L100 224L102 225V227L104 226V228H106V226H105L104 224H102ZM135 221L137 222V220H135ZM30 222H31V221H30ZM33 222H32V223H33ZM36 222H34V226L32 225V228H35V226H36V229H35V230L38 231V230H39V229H38L39 226H38V224H37ZM39 222H38V223H39ZM104 222H105V220H104ZM104 222H103V223H104ZM106 222H107V220H106ZM155 222H156V221H155ZM45 223H46V222H45ZM107 223H109V220H108ZM22 224H23V223H22ZM26 224H30V223L27 222ZM36 224H37V225H36ZM40 224H39V225H40ZM159 224H160V223H159ZM167 224H168V223H167ZM180 224H181V223H180ZM17 225H18V223H17ZM17 225H16V227H17ZM42 225H41V226H42ZM98 225H99V224H98ZM160 225H161V224H160ZM20 226H21V222H20ZM22 226H23V225H22ZM30 226H31V224H30ZM30 226H29V227H30ZM46 226H48V225L45 224V227H46ZM62 226H63V225H61V227H62ZM108 226H109V225H108ZM110 226H111V224H110ZM42 227H43V226H42ZM42 227H39V228H42ZM45 227H43V228H44L43 232H44V231L46 232V231L48 230V228L46 227V228H47V229H46ZM86 227H88V226H86ZM52 228H53V227H52ZM59 228H60V227H59ZM104 228H103V229L101 228V229L104 230ZM254 228H255V227H254ZM20 229H22V227H20ZM45 229H46V230H45ZM63 229H64V228H63ZM82 229H83V228H82ZM106 229H109V228H106ZM106 229H105V230H106ZM14 230H15V229H14ZM23 230H24V229H23ZM23 230H22V231H23ZM35 230H34V231H35ZM40 230H42V229H40ZM160 230H161V229H160ZM179 230H180V229H179ZM17 231H18V230H17ZM31 231H33V229H32ZM34 231H33V232H34ZM37 231H36V232H37ZM98 231H99V232H98ZM110 231H111V230H110ZM112 231H113V230H112ZM115 231H116V230H115ZM115 231H113V232H115ZM174 231H175V230H174ZM2 233H3V232H2ZM47 233H48V231H47ZM104 233H105V231H104ZM109 233H110V232H109ZM170 233H172V232H170ZM179 233H180V232H179ZM179 233H176V234H179ZM182 233H183V232H182ZM37 234H38V233H37ZM100 234H101V235H100ZM113 234H114V233H113ZM115 234H116V232H115ZM168 234H169V233H168ZM183 234H184V233H183ZM183 234H181V235H183ZM0 235H1V234H0ZM15 235H17V232L15 233ZM99 235H100V236H99ZM104 235H105V234H104ZM109 235H111V233H110ZM172 235H173V234H172ZM188 235H189V234H188ZM3 236H4V235H3ZM115 236H116V235H115ZM115 236H113V237H115ZM154 236H155V235H154ZM173 236H174V235H173ZM179 236H180V235H179ZM75 237H77L76 239H77V242H78L79 244H84V245L89 244V243L87 242V240H86L87 238H86V237H83V236H80V234L78 233L77 230H75ZM89 237H88V238H89ZM108 237L110 238V236H108ZM111 237H112V236H111ZM183 237H184V236H183ZM1 238H2V235H1ZM85 238H86V239H85ZM175 238H176V237H175ZM181 238H182V237H181ZM20 239H21V238H20ZM106 239H107V237H106ZM112 239H113V238H112ZM115 239H116V238H115ZM170 239H171V238H170ZM177 239H178V238H177ZM57 240H58V239H57ZM59 240H60V239H59ZM59 240H58V241H59ZM89 240H90V239H89ZM95 240H96V239H95ZM101 241H102V239H101ZM101 241L99 240V242H101ZM90 242H91V241H90ZM94 242H95V241H94ZM102 243H103V241H102ZM91 244H92V243H91ZM99 245H100V244H99ZM92 246H93V245H92ZM95 247H96V246H95ZM110 247H111V245H110ZM130 247H131V246H130ZM130 247H129V248H130ZM103 248H104V247H103ZM63 249H64V248H63ZM105 249H106V247H105ZM105 249H104V250H105ZM108 249H109V248H108ZM112 249H113V248H112ZM145 250H146V248L144 249V251H145ZM147 250H149V249H147ZM147 250H146V251H147ZM110 251H111V250H110ZM150 251H151V250H149V251H147V252H148V253H152V254L154 255V257H155V255H157V254H154V251H153V250H152L153 252H152V251L150 252ZM160 251H162V250H160ZM112 252H113V251H112ZM155 252H156V251H155ZM95 253H96V252H95ZM82 254H83V253H82ZM152 254H151V255H152ZM159 254H160V252H159ZM147 255H148V254L146 253V257L148 258ZM162 255H163V254H162ZM163 256H164V255H163ZM111 259L115 260L114 257L112 258V256H111ZM154 259H155V258H154ZM108 260H109V259H108ZM113 260H112V261H113ZM116 260H117V259H116ZM116 260H115V261H116ZM148 260H149V258H148ZM151 260H152V259H151ZM155 260H156V259H155ZM109 261L112 262L111 260H109ZM158 261H159V260H158ZM158 261H157V262H158ZM117 262H118V261H117ZM154 262H155V261H154ZM157 262H156V263H157ZM106 263H107V262H106ZM112 263H113V262H112ZM115 264H117V263H115ZM157 264H158V263H157ZM159 264H160V263H159Z\"/></svg>", "mask_w": 264, "mask_h": 264}, {"label": "crops", "instance_id": "crops-1", "mask_svg": "<svg viewBox=\"0 0 264 264\" xmlns=\"http://www.w3.org/2000/svg\"><path fill=\"white\" fill-rule=\"evenodd\" d=\"M58 133H57V140H58V142H59V145H57L58 147L57 148H55V154L56 155H58V157H59V155H61V153H59V152H61L60 150H61V148H60V144H61V141L63 142V144H65V141L64 140H70V139H72V137L71 136H69L68 135V125H67V120L65 119V120H63V122H59L58 123ZM61 125H63V126H61ZM63 130H62V129ZM66 128H67V130H66ZM60 129V130H59ZM60 131V132H59ZM65 134V137L64 138H66V139H63V136H64V134ZM66 133H67V135H66ZM58 136L60 137L59 139H58ZM69 138V139H68ZM48 150V149H47ZM45 152H46V149H45ZM79 152V151H78ZM57 170H61V165L60 164H57Z\"/></svg>", "mask_w": 264, "mask_h": 264}]
</instances>
